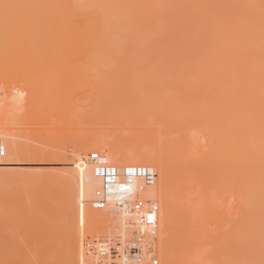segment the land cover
I'll use <instances>...</instances> for the list:
<instances>
[{
  "label": "bare ground",
  "instance_id": "1",
  "mask_svg": "<svg viewBox=\"0 0 264 264\" xmlns=\"http://www.w3.org/2000/svg\"><path fill=\"white\" fill-rule=\"evenodd\" d=\"M83 9L84 11H85V13H86V16L88 17V22H87V24H86V28H87V31L85 32V34H86V38H85V40H84V42H83V39L81 38V37H77L76 35H75V30H76V24L74 23V21H73V19L71 18V16L70 15H72L73 14V12L75 11V9ZM69 14V16H67L66 18H61V15L62 14ZM75 29V30H74ZM70 32L73 34V35H71L70 34ZM23 38H25L24 39V41L25 40H27V42H25L24 43V45H23V47H25L26 49H24V48H21L22 47V45H20V44H18V41L20 40H23ZM0 46H1V48L2 47H9V46H12L14 49L15 48H18L19 49V47H20V50L22 51V49H24L25 51H28V52H32V51H34V52H36V54H38V56H37V58L36 57H34V58H36V59H33V60H31L30 58L31 57H29V59H30V62H29V66H34L35 64H37L38 66H40L39 65V62L42 60L41 58H42V56L46 53V55H47V57H45V56H43V57H45L47 60H45L44 59V61H42V62H40L41 64H48V63H51V62H53V64H54V66H56L55 68H54V66L52 67V65H51V67H49V66H47L46 65V67H45V69L43 68V72H45L46 74H45V77H46V75H49L50 77H51V81H55L56 82V78H52V77H55V76H57V74L59 75L60 73L59 72H57V71H55L56 70V68L57 67H60V63L61 62H65V60L68 62V63H70V64H72V65H74V64H76V65H78V67L76 66V68L78 69L79 67L82 69V70H86V72L87 71H92L93 72V70H95L93 73H96L95 75H97V78H98V76H100V74H101V76H102V74H104V72H106V70H108L107 72L108 73H110V69H112L113 70V68H114V65H115V67H116V64H117V62H118V64L120 63L121 64V62H120V60H122L121 58L123 57V54H124V56H125V59H127V55L130 53H133L134 52V54H136L137 52H139L140 54L141 53H143V55H144V53L145 52H168V53H170V54H168L170 57H171V60H173L174 62H173V64H172V62L171 61H168L169 63H170V65H174V63H175V61H176V65H177V67L176 66H173L174 67V72H175V74H173L172 75V73H170L169 71H165V75L164 76H169V74H167L168 72L170 73V77H167V79L168 78H170L171 79V81L175 78V81L176 82H179V84L180 83H182V84H178V83H176L174 80H173V82H175L174 84L175 85H179V87H183V86H186L187 87V89L189 90H187L186 89V91L189 93H191L192 92V94L193 95H195L196 93H195V91L196 90H200V91H205V92H202L203 94H208V95H206V96H208V97H206V98H208V99H210L211 100V102H212V104H210L211 106H210V108L209 109H213L214 111L213 112H215V110H217L218 111V115L219 116H222V123H219L220 125L222 124L223 126H229V127H235V129H237V131H235L234 132V130H232V129H227V130H224V128H222L223 129V131H227V132H224V133H220L219 134V136L217 137V139H216V142H212V143H216V146L215 147H213L214 145L213 144H211L210 142H209V144L214 148L212 151L213 152H211V154L209 153L210 152V148H209V152L207 153V154H210L209 156L212 158V155L214 156L213 157V159H211L210 158V161L208 162L210 165H211V163H212V165H211V167L213 166H215V164H217L216 166L217 167H219V170L224 174V176L227 178L226 180L227 181H229L228 179H229V175H232L231 176V179L232 178H234L233 180H232V182H234V181H236V183L234 184V186L236 185H238V184H241L242 185V188L241 187H239V188H237L236 187V189H243V187H245V186H243L244 184L246 185V188H245V190H237L239 193H240V195H241V192H243L244 191V194L242 193V195H247L249 198H247L246 196L244 197V199H242V201L244 200L245 201V199H246V201H248V200H250L251 198L250 197H252L253 198V201H252V203L253 202H257V204H259L257 207L253 204V207H252V203H251V201H249V202H247V204H249L248 205V208H250V210H251V208L252 209H254V207H256L255 209H258V211L256 212V214L257 213H260V214H257V216L256 217H258L256 220H255V222H257L259 219H260V222H259V224L257 225V224H254L253 222H254V214L252 215V213L254 212V211H250V210H248V209H244V207H242V209L244 210V212L246 213V215H245V217H244V219L238 224L239 226L237 227L240 231H238L237 230V232H241V229H242V231L245 233V231L247 230V232H250L249 230H251V236H249V237H245V236H247L249 233H246V234H244V237H245V239H248L249 238V240L251 239V237H252V239H253V241L254 242H252L251 240H250V244H252V243H254L252 246H253V251L249 248V251L250 252H253V256H251L252 258H253V260H249L248 258L249 257H246L249 261L248 262H246V261H244L245 260V258H242V259H239L240 257H237V256H239L238 254L239 253H243V251H241L240 252V249H238L239 250V252L238 253H236L235 255H236V257L240 260V263H238V259L236 260V262L234 263V264H245V262L247 263V264H249L251 261H253V263L254 264H264V0H0ZM19 46V47H18ZM7 49V48H6ZM4 50V49H3ZM8 51V50H7ZM9 52V51H8ZM11 52V51H10ZM136 52V53H135ZM15 53V52H14ZM24 53V52H23ZM29 53V55H31ZM126 53H128L127 55H126ZM25 54V53H24ZM32 54H34V53H32ZM43 54V55H42ZM138 54V53H137ZM160 54H162V53H160ZM155 55V56H158V58H160L159 56H161V55ZM167 53H165V55H166ZM13 55V54H12ZM27 55V54H26ZM131 55H133V54H131ZM131 55H129V56H131ZM142 55V54H141ZM142 55V56H143ZM150 56L152 55V58H154L153 59V61L157 58H155V56L153 55V54H149ZM168 55H167V57H168ZM6 56H8V54L6 55ZM31 56H34V55H31ZM128 56V57H129ZM140 56V55H139ZM139 56H137V61L139 62V60L140 61H142L141 59H142V56H141V59H138V57ZM131 57H134V56H131ZM130 57V58H131ZM146 58L148 57V55L147 56H145ZM145 57H144V59H145ZM165 56H164V54H163V57H162V59L164 58ZM167 57L166 58H164L163 60L162 59H160L161 60V62H164V60L166 61V59H167ZM8 58H9V56H8ZM116 60V64L114 63L115 62V60ZM119 58H120V60H119ZM157 58V59H158ZM41 59V60H40ZM113 59V60H112ZM118 59V60H117ZM124 59V60H125ZM168 59H170L169 57H168ZM124 60H122V61H124ZM128 60H129V58H128ZM148 60H151V57H149V59ZM130 61V60H129ZM134 61L136 62V60L134 59ZM158 62H159V59L157 60ZM8 62V61H7ZM6 62V63H7ZM17 62V61H16ZM33 64H32V63ZM37 62V63H36ZM144 62H146V61H144ZM157 62V63H158ZM11 63V62H10ZM111 63L112 64H114L113 65V68H112V66H111ZM140 63V62H139ZM147 63V62H146ZM155 63V62H154ZM166 63V62H165ZM122 64H123V62H122ZM134 64V63H133ZM150 64V63H149ZM149 64H148V67H149ZM5 65V64H4ZM7 65V64H6ZM124 65V64H123ZM126 65V64H125ZM147 65V64H146ZM155 65V64H154ZM167 65V64H166ZM120 66V65H119ZM128 66V65H127ZM132 66V65H131ZM136 66V65H135ZM36 67V66H35ZM41 67V66H40ZM118 67V66H117ZM116 67V68H117ZM130 67V66H129ZM46 68H47V70H46ZM65 68H66V66H65ZM73 68H74V66H73ZM73 68H72V70H73ZM79 68V69H80ZM108 68H110V69H108ZM120 68V67H119ZM126 68V67H125ZM136 68V67H135ZM138 68V67H137ZM151 68V67H150ZM149 68V69H150ZM175 68H176V71H175ZM6 69V68H5ZM50 69V70H49ZM54 69V70H53ZM63 69V68H62ZM68 69V68H67ZM78 69V70H79ZM106 69V70H105ZM118 69V68H117ZM148 69V68H147ZM159 69V68H158ZM166 69V68H165ZM169 69H171V68H169ZM168 69V70H169ZM69 70V69H68ZM70 70H71V68H70ZM78 70H76V71H78ZM122 70H123V72H124V69H123V67H122ZM122 70L120 71L121 73H122ZM126 70V69H125ZM161 70V69H160ZM8 71V70H7ZM54 71H55V73H54ZM89 71V72H90ZM104 71V72H103ZM128 71H130V69L128 70ZM57 72V73H56ZM72 72H74V71H72ZM85 72V73H86ZM92 72H90L89 74H92ZM106 72V73H107ZM113 72H114V70H113ZM126 72V71H125ZM135 72V71H134ZM148 72V71H147ZM153 72H154V70H153ZM156 72V71H155ZM163 72V71H162ZM167 72V73H166ZM1 73V72H0ZM35 73V72H34ZM49 73H51V74H49ZM53 73H54V75H53ZM75 73V72H74ZM88 73V72H87ZM87 73H86V75L85 76H83V74H84V72L81 74V76H83V77H86L87 78ZM104 74V76L105 75H107V74ZM133 73V72H132ZM137 74L139 73V72H136ZM44 74V73H43ZM78 74V73H77ZM116 74V73H115ZM117 74H119V73H117ZM133 74H135V73H133ZM147 74V73H146ZM162 74V73H161ZM160 74V75H161ZM40 75V74H39ZM79 76H77V77H80L81 78V76H80V74H78ZM93 75V79H92V77L90 78V77H88V79H87V82H91V79L93 80V83L95 82V80H94V74H92ZM110 76H112L111 74H109ZM121 75V74H120ZM130 75V74H129ZM136 75V74H135ZM135 75L133 76V77H135ZM159 75V76H160ZM4 76V75H3ZM35 76V75H34ZM66 76H67V74H66ZM100 76V78L102 79V77ZM103 76V77H104ZM114 76V75H113ZM127 76V75H126ZM137 76V75H136ZM138 76H139V74H138ZM137 76V77H138ZM147 76V75H146ZM151 76V75H150ZM164 76H163V78H162V80L164 79ZM33 77V76H32ZM59 77H61L60 75H59ZM115 77V76H114ZM123 77V76H122ZM172 77H173V79H172ZM3 78H5L6 79V77H3ZM13 78V77H12ZM31 78V77H30ZM37 78V77H36ZM44 78V77H43ZM42 78V79H43ZM86 78H85V80H86ZM97 78H96V80H97ZM105 78V77H104ZM112 78V77H111ZM119 78V77H118ZM142 78V77H141ZM66 79V78H65ZM79 79V78H78ZM78 79H74V80H76V81H78ZM83 78H81V80H82ZM101 79H100V81H101ZM109 79V78H108ZM124 79V78H123ZM127 79V78H126ZM139 80H141L140 79V76H139V78H138ZM154 79V78H153ZM156 79V78H155ZM161 79V78H160ZM170 79H168V82H169V84H170V82L171 81H169ZM35 80V79H34ZM47 80H48V78H47ZM85 80H82V81H80V82H85ZM89 80V81H88ZM104 80V79H103ZM105 80H106V78H105ZM104 80V81H105ZM113 80V79H112ZM112 80H109V81H112ZM115 80V79H114ZM135 80H137V79H135ZM39 81V80H38ZM49 81V80H48ZM76 81H73V83L74 82H76ZM98 81V80H97ZM96 81V82H97ZM149 81V83L151 82V80H148ZM160 81V80H159ZM166 81V82H165ZM165 81L163 80V83L165 82V83H168L167 82V80L165 79ZM21 82V81H20ZM33 82V81H32ZM103 82V81H102ZM106 82V81H105ZM117 82H119V81H117ZM142 82V81H141ZM172 82V83H173ZM30 83V82H29ZM37 83V82H36ZM43 83H46V82H44L43 81ZM73 83L71 84V86H73ZM107 83V82H106ZM105 83V84H106ZM110 83H112V82H110ZM127 83V82H126ZM143 83V82H142ZM156 83V82H155ZM161 83V82H160ZM25 84V83H24ZM33 84V83H32ZM32 84H30L31 85V87H33L34 85H32ZM35 84V83H34ZM56 85H55V88H56V86L58 85L57 83H55ZM76 84V83H75ZM80 84V83H79ZM85 84V83H84ZM109 83H107V85H108ZM121 84V83H120ZM140 84V83H139ZM152 84V83H151ZM173 84V85H174ZM20 85H22L21 83H20ZM27 85V84H26ZM25 85V86H26ZM39 85H42V83L41 84H39V82H38V87L39 88H41V86H39ZM46 85H48V83L46 84ZM82 85V84H81ZM87 85V84H86ZM104 85V84H103ZM106 85V86H107ZM110 85H112V84H110ZM116 85H117V83H116ZM115 85V86H116ZM129 85V84H128ZM128 85H127V87H128ZM138 85V84H137ZM145 85V84H144ZM155 85V84H154ZM157 85V84H156ZM17 86H18V84H17ZM36 85H35V88L34 89H36V87H37ZM43 86V85H42ZM45 86V85H44ZM52 86L53 87H50V89L51 88H54V84H52ZM77 86V85H76ZM94 86H96L95 84H94ZM100 86H102L101 84H99L96 88H94V89H97L98 87L100 88V91H102L101 90V87ZM147 86H148V84H147ZM152 86V85H151ZM167 86V85H166ZM171 86H172V84H171ZM170 86V87H171ZM38 87H37V89H38ZM58 87H59V85H58ZM57 87V88H58ZM61 87V86H60ZM78 87V86H77ZM81 87V86H80ZM79 87V88H80ZM86 87V86H85ZM110 87V86H109ZM156 87V86H155ZM82 88V87H81ZM105 88V87H104ZM108 88V87H107ZM119 88V87H118ZM124 88V87H123ZM122 88V89H123ZM132 88V87H131ZM162 88H163V86H162ZM174 88V87H173ZM177 88H178V86H177ZM28 89L30 90V88L28 87ZM45 89V88H44ZM48 89H49V87H48ZM72 89V88H71ZM70 89V90H71ZM73 89H74V87H73ZM89 89V88H88ZM91 89V88H90ZM120 89V88H119ZM143 89V88H142ZM149 89V88H148ZM147 89V90H148ZM153 89H154V86H153ZM157 89H158V87H157ZM170 89V88H169ZM175 89V88H174ZM20 90V89H19ZM31 90H32V88H31ZM41 90V89H40ZM52 90V89H51ZM92 90V89H91ZM99 90V89H98ZM117 90V89H116ZM129 90V89H128ZM127 90V91H128ZM146 90V89H145ZM156 90V89H155ZM183 90V91H182ZM2 91V90H1ZM0 91V92H1ZM17 91V90H16ZM36 91V90H35ZM37 91H39V90H37ZM42 91V90H41ZM46 91V90H45ZM54 91H57L56 93H57V96L59 95L58 93V90H52V92H54ZM73 91V90H72ZM72 91H71V94H70V91L69 92H67L66 93V95L68 94V97L69 98H67L66 96H65V94H63L64 96H61V94H60V96L61 97H65V99L63 100V101H61L62 102V104L61 105H64L63 104V102H65V104H67L69 101H72V100H70L71 99V97L73 96V94L74 93H76V90L74 89V91H73V93H72ZM79 91V90H78ZM92 91H94V90H92ZM99 91V92H100ZM152 91V90H151ZM164 91V90H163ZM162 91V92H163ZM178 91H182V92H184L185 91V87H183V88H181V90L180 89H178ZM52 92H50V90H49V95L50 94H52ZM91 92V91H90ZM103 92V91H102ZM116 92V91H115ZM120 92V90H118V93ZM137 92V91H136ZM146 92V91H145ZM160 92H161V88H160V91H159V94H160ZM170 92H172V89H170ZM175 92V91H174ZM186 92V93H187ZM23 93V92H22ZM96 93H98L97 91H96ZM95 93V94H96ZM104 93V92H103ZM102 93V94H103ZM123 93V92H122ZM138 93H139V90H138ZM142 93H143V90H142ZM150 93H152V92H150ZM176 93V92H175ZM181 93V92H180ZM190 93H189V95H190ZM14 94V93H13ZM37 94H38V92H37ZM46 94V93H45ZM93 95H94V93H92ZM105 94V93H104ZM114 94V93H113ZM125 94H126V92H125ZM155 94V93H154ZM157 94H158V91H157ZM162 94V93H161ZM178 94V93H177ZM181 94H183V93H181ZM197 94H200V93H197ZM4 95H5V93H4ZM31 95V94H30ZM71 95V96H70ZM91 95V94H90ZM97 95V94H96ZM100 95H101V93H100ZM112 95V94H111ZM137 95V94H136ZM165 95V94H164ZM168 95V94H167ZM188 95V94H187ZM40 96H42V95H40ZM39 96V97H40ZM55 96V97H54ZM54 96L53 95H51V97L53 98H55V99H57L58 97H56V95L54 94ZM85 96H86V94H85ZM133 96V95H132ZM152 96V95H151ZM150 96V97H151ZM192 96V95H191ZM198 96H200V95H198ZM204 96V95H203ZM5 97V96H4ZM7 97V96H6ZM34 97V98H33ZM32 98L34 99H32L33 101H35L34 103L36 104V103H38V100L36 101L35 99H36V97L35 96H33ZM138 97V96H137ZM144 97V96H143ZM146 97H148V96H146ZM170 97V96H169ZM177 97V96H176ZM179 97H182V96H179ZM189 97V96H188ZM195 97V96H194ZM9 98V97H8ZM48 98H49V96H48ZM47 98V99H48ZM54 98H53V101H55L54 100ZM67 98V99H66ZM86 98V97H85ZM96 98V97H95ZM97 98H98V95H97ZM115 98V97H114ZM149 98V97H148ZM160 98H162V97H160ZM165 98H166V96H165ZM190 98V97H189ZM188 98V99H189ZM61 99V98H60ZM68 99H69V101H68ZM81 99V98H80ZM88 99V98H87ZM93 99V98H92ZM103 99V98H102ZM108 99V98H107ZM118 99V98H117ZM150 99V98H149ZM173 99V98H172ZM172 99H169V101H170V103H171V100ZM177 99V98H176ZM199 99V98H198ZM25 100V99H24ZM31 100V98L29 99V101ZM52 100V99H51ZM59 100V99H58ZM58 100H57V102H54V104H50V107H51V109L50 108H48L49 107V105H48V107H46V105H47V103L45 104V107H46V110H45V113H44V118L42 117V116H40L41 117V120H43L44 121V119L45 118H49V117H45V115L46 114H48L52 109H54L55 110V106H53V105H55L56 103H58ZM76 100V99H75ZM132 100V99H131ZM144 100V99H143ZM155 100V99H154ZM160 100H162V99H160ZM199 100H201V99H199ZM209 100V101H210ZM68 101V102H67ZM81 101V100H80ZM79 101V102H80ZM106 101V100H105ZM113 101V100H112ZM146 101V100H145ZM182 101V100H181ZM187 101V100H186ZM1 102V104H2V107L1 108H3V107H5L6 105L4 104V103H6V102H4V99H3V101H0ZM3 102V103H2ZM8 102H9V100H8ZM14 102V101H13ZM31 103V105L32 106H29V108L26 106V110H25V112L23 111L22 112V114H23V116H22V123H23V120H24V114L25 113H30V116H34L35 115V117H30V118H33V120H35L36 121V119L37 120H39L38 119V117L36 118V116H39V114L41 115V113H42V115H43V112L41 111V113H34V112H36V109H37V105L38 104H36V109L33 107V106H35V104L34 103H32V101H30ZM39 102H41L40 100H39ZM51 102V101H50ZM74 102V101H73ZM73 102H72V104H73ZM87 102H88V100H87ZM103 102V101H102ZM119 102V101H118ZM174 102V101H173ZM195 102V101H194ZM94 103V102H93ZM136 103V102H135ZM186 103V102H185ZM185 103H184V105H185ZM0 104V105H1ZM4 104V105H3ZM42 104V103H41ZM69 105H70V103H68ZM71 104V105H72ZM79 104V103H78ZM154 104V103H153ZM172 104V103H171ZM170 104V106H172L173 107V105H171ZM175 104V103H174ZM178 104V103H177ZM192 104V103H191ZM195 104V103H194ZM7 105H8V103H7ZM14 105V104H13ZM12 105V106H13ZM17 105V104H16ZM16 105H14V106H16ZM28 105V104H27ZM60 105V102H59V104H58V106H57V108H60L61 109V111L63 110V112H61L60 113V110H59V116H57L56 118H57V120H55V118L53 119V122L52 123H58V120L60 119L61 121L65 118V116H66V112H65V109L66 108H68V106L67 107H65V106H61ZM70 105V106H71ZM125 105V104H124ZM154 105H156L157 106V104H156V102H155V104ZM163 105V104H162ZM181 105V104H180ZM200 105V104H199ZM206 105V104H205ZM101 106H102V104H101ZM107 106V105H106ZM112 106V105H111ZM133 106V105H132ZM158 106H159V104H158ZM189 106V105H188ZM192 106H193V104H192ZM9 107V106H8ZM32 109H31V108ZM40 107V106H39ZM44 106H42V108H43ZM63 107H65V108H63ZM73 108H75V106L73 105L72 106ZM72 107H71V109H72ZM80 107H82V106H80ZM85 107V106H84ZM83 107V108H84ZM153 107V106H152ZM151 107V108H152ZM163 107V106H162ZM162 107H159V110L162 108ZM167 107V106H166ZM166 107L164 108V110L166 109ZM204 107H206V106H204ZM0 108V109H1ZM7 108V107H6ZM17 108H19V107H17ZM16 108V109H17ZM24 109H25V106L23 107ZM27 108H28V112H27ZM42 108H40V109H42ZM50 109V111H47L48 109ZM94 108H96V107H94ZM94 108H92V109H94ZM100 108V107H99ZM141 108V107H140ZM154 108H156V107H154ZM185 108V107H184ZM197 107H195V109L194 110H197L196 109ZM203 108V107H202ZM201 108V111H203V109ZM4 109V108H3ZM82 109V108H81ZM105 109V108H104ZM143 109V108H142ZM145 109V108H144ZM158 109V108H157ZM172 109H174V108H172ZM7 110V109H6ZM10 109H8L7 111H9ZM32 110V111H31ZM67 110V109H66ZM97 110V109H96ZM99 110V109H98ZM115 110H117L116 108H115ZM121 110V109H120ZM123 110V109H122ZM126 110V109H125ZM138 110V109H137ZM146 110V109H145ZM154 110V109H153ZM167 110H168V108H167ZM176 110V109H175ZM174 110V111H175ZM193 110V109H192ZM191 110V111H192ZM205 110V109H204ZM1 111L2 110H0V113H1ZM6 111V112H7ZM68 111H69V108H68ZM68 111H67V116H68ZM78 111V110H77ZM85 111V110H84ZM103 111V110H102ZM128 111V110H127ZM142 111V110H141ZM150 111V110H149ZM177 111V110H176ZM4 112H5V110H4ZM33 112V113H32ZM53 111H51V113H52ZM55 112H57L56 110H55ZM65 112V113H64ZM70 112H73V111H71L70 110ZM75 112V111H74ZM73 112V113H74ZM94 112V111H93ZM98 112V111H97ZM135 112V111H134ZM146 112V111H145ZM151 112V111H150ZM158 112V111H157ZM160 112V111H159ZM197 112V111H196ZM212 112V113H213ZM29 113H28V115H29ZM58 113V112H57ZM85 113V112H84ZM123 113V112H122ZM139 113V112H138ZM154 113V112H153ZM161 113V112H160ZM159 113V114H160ZM166 113V112H165ZM170 113V112H169ZM9 114V113H8ZM11 114V113H10ZM61 114H65L64 115V118H63V116L61 115ZM69 114H72V113H69ZM75 114L76 115H80V114H78V113H76L75 112ZM87 114V113H86ZM135 114V113H134ZM142 114V113H141ZM148 114V113H147ZM152 114V113H151ZM156 114V113H155ZM172 114V113H171ZM202 114H204V113H202ZM215 114V113H214ZM216 114V115H217ZM0 115H2V114H0ZM28 115H25V118H26V120H27V122H28V119H30L29 118V116ZM50 115V114H49ZM48 115V116H49ZM102 116V113H100L99 114V117L101 118V116ZM108 117H109V115L108 114H106ZM105 115V116H106ZM120 115V114H119ZM126 115V114H125ZM146 115V114H145ZM161 115V114H160ZM215 115V116H216ZM3 116V115H2ZM17 116V115H16ZM67 116H66V118H67ZM84 116V115H83ZM115 116V115H114ZM127 116V115H126ZM139 116V115H138ZM201 116V114L199 115V117ZM203 116V115H202ZM219 116H217V118H219ZM20 117V116H19ZM18 117V118H19ZM54 117V116H53ZM60 117V118H59ZM92 117H96V115L95 114H93L92 115ZM117 117V116H116ZM119 117V116H118ZM132 117V116H131ZM134 117V116H133ZM156 117H158V115H156ZM174 117V116H173ZM183 117V116H182ZM197 117V116H196ZM198 117V120L199 119H201L200 121H202V120H204V119H202V118H199ZM6 118H7V114H6ZM10 118V117H9ZM34 118H36V119H34ZM73 118H75V117H73L72 116V120H73ZM86 118H89V116L88 117H86ZM92 118L95 122H96V119L97 120H99V118H98V116H97V118ZM127 118V117H126ZM163 118V117H162ZM161 118V119H162ZM166 118V117H165ZM165 118L163 119V122H162V124H161V128L163 127V124L165 125V126H168L169 124H170V122H169V120L166 118V120H165ZM221 118V117H220ZM0 119H2V118H0ZM51 119V118H50ZM49 119V120H50ZM68 119H70L69 117H68ZM68 119H67V122H68ZM78 119V118H77ZM80 119V118H79ZM82 119V118H81ZM91 119V118H90ZM90 119H87V124L88 125H90V123H91V120ZM107 119V118H106ZM117 119V118H116ZM142 118L140 117V119L139 120H141ZM150 119V118H149ZM175 119V118H174ZM189 119V118H188ZM210 119V118H209ZM209 119H207V120H209ZM212 119V118H211ZM210 119V120H211ZM21 120H18L19 122L18 123H16V125L17 124H19L20 123V121ZM46 120V119H45ZM49 120H47V122L49 121ZM60 120H59V122H60ZM75 120V119H74ZM73 120V121H74ZM84 120V119H83ZM92 120V122H94ZM148 120V119H147ZM171 120H172V118H171ZM181 120V119H180ZM179 120V121H180ZM196 120V119H195ZM197 120V121H198ZM215 120V119H214ZM220 120V119H219ZM9 121V120H8ZM32 121V120H31ZM30 120H29V122H31ZM54 121H56V122H54ZM63 121H65L66 122V120H63ZM62 121V125H65V123ZM70 121H71V119H70ZM119 121V120H118ZM123 121H124V119H123ZM164 121H166L167 123H165ZM173 121V120H172ZM182 121H184V120H182ZM181 121V122H182ZM192 121H193V119H192ZM196 121V122H197ZM205 121V120H204ZM1 122V121H0ZM26 122V121H25ZM33 122V121H32ZM37 122V121H36ZM39 122V121H38ZM80 123L81 121H79V120H77V123ZM101 122H103V121H101ZM107 122H109V121H107ZM113 121H110V123H112ZM140 122V121H139ZM141 122H142V120H141ZM140 122V124H143L144 122H142L141 123ZM156 122V121H155ZM176 122V121H175ZM187 122V123H186ZM188 122H189V120H187V121H185L184 122V125H185V127H183V124H181L180 125V123H178V122H176V124L174 123V122H171V126H173L172 127V129H170V131H175V128L177 129V131L179 132L178 134H181V136L183 137V135H182V133H184L185 134V132H182L181 130H178V129H181L182 127L183 128H186L189 124H188ZM190 122H191V119H190ZM207 122V121H206ZM9 123H10V121H9ZM14 123V122H13ZM50 123V122H49ZM56 123V124H57ZM64 123V124H63ZM82 123V122H81ZM132 123V122H131ZM138 123V122H137ZM177 123H178V126L180 125V127L179 128H177V127H174V126H176L177 125ZM186 123V124H185ZM192 123V122H191ZM190 123V124H191ZM24 124V123H23ZM41 124L42 123H40V124H34L35 126L36 125H40L41 126ZM66 124H68V126H69V123H66ZM76 124V123H75ZM145 124H146V126L147 125H149V124H147V122H145ZM153 123H151L150 124V126L152 125ZM157 124V123H156ZM188 124V125H187ZM209 124V123H208ZM212 124H214V122L212 123ZM217 124V123H216ZM1 125H2V123H1ZM8 125V124H7ZM33 125V124H32ZM33 125V126H34ZM43 125V124H42ZM53 126V125H55V124H50L49 126ZM59 125V124H58ZM57 125V126H58ZM61 125V124H60ZM61 125V126H62ZM70 125H71V127H72V122L70 123ZM91 125H92V123H91ZM90 125V126H91ZM105 125V124H104ZM119 125V124H118ZM187 125V126H186ZM198 125V124H197ZM196 125V126H197ZM12 126V125H11ZM20 126H21V124H20ZM23 126H28V125H23ZM45 126H48V125H45ZM56 126V125H55ZM76 126H77V124H76ZM80 126V125H79ZM85 126H87V125H85ZM106 126V125H105ZM113 126V125H112ZM134 126V125H133ZM136 127L138 126V125H135ZM192 126V125H191ZM212 126V125H211ZM217 126V125H216ZM96 127H97V125H96ZM152 127H153V125H152ZM156 127V126H155ZM159 127V126H158ZM156 128V129H158V130H156L155 128H149L150 129V131H152V130H154L155 129V131H152L151 133L152 134H155L154 135V137H153V135L152 134H150V136H152L151 137V142H152V140L154 141L152 144H153V146H154V144L156 143V144H158V145H156L155 146V148L156 149H153L154 147H151L150 148V146L149 145H152V144H149V145H147L146 144V147H148V148H150V149H153L152 151L154 152H148V150H150V149H147V151H146V153H145V150L144 149H146V148H142V146H144L143 144H140L139 145V147H138V145H136L137 147H136V149H140V150H142L141 152H144V155H138L139 153H140V151L139 150H136L135 148H133V147H135V146H130V148H128V150H126V149H123V153H120V152H122L121 150L122 149H120L121 147H119V151L118 150H116L115 151V148H116V146L115 145H117V146H119V145H121L122 146V143H125V140H123L124 138H122V140H121V137H120V134H121V132H119L118 131V133H119V137H120V140H121V142H119V144H118V139H117V137L116 138H114V140L116 141V144H114L115 143V141L113 140V137L112 138H110L111 136L109 135V137H106L107 138V140H106V138H105V135L106 136H108L107 134H105L104 132V134L102 133V132H100V130L98 129V130H95L94 129V131L93 130H91V131H93V134H92V132L91 133H85V134H81V135H78V134H76L77 136V139H75L74 140V151H73V157H67L68 155H65L66 153H64L65 151H63V148L61 149L60 148V146H62L61 144L63 143V141L61 142V140L59 141L60 142V144H59V150H53L54 149V147H55V145H54V147L52 146V151H47V146H45V148H46V151H45V148H42L43 146H40L41 147V149H40V147L37 145V144H35V143H31V142H29V146H30V143L32 144L31 146L33 147V146H35V145H37L36 147L38 148L39 147V149L41 150V151H39V150H37V151H35V149H34V147L32 148L31 146H30V150H28V148H27V150H26V148H24L25 150H22V147H21V144H20V149H16V151H15V145L17 144H15V145H13V143H12V145H10V143L9 144H6V143H4L3 141H4V139H3V141L0 139V141H1V145H5L6 146V149L8 148V147H10V148H8L7 150L5 149V147H3V149L4 150H6V151H4V152H7L6 154H7V156L5 157V153H4V157L5 158H3V156L1 157V159H0V182H7L8 180L9 181H11L12 180V178L13 179H20V177H21V179L22 178H25L24 180H27L28 179V182H29V179H30V183L29 184H31L32 182H31V180H41V182L39 181L38 182V180L36 181V182H38L39 184H41V183H43L44 181L45 182H47L48 183V180H51V181H54V183H53V185H51L50 183L48 184L49 186L51 185L52 187L54 186V184H55V181H58V182H61L62 184H63V189L62 188H60V191H62L61 193H60V191H58V192H56L55 190V192L57 193H54L55 194V196L56 195H58L59 193L60 194H62L61 195V197H63V198H61L63 201H64V203L63 204H65L64 206L61 204H59L58 206L56 205V203H58V202H55V205L58 207V209H60V206H62L61 207V209L62 210H65L66 208H67V211L65 212V215H64V213H63V211H62V213H61V210L60 211H58V213L59 214H62V216L64 215V216H66L67 218H65V224H66V228H67V230H68V232H66L67 230L65 229H63L64 230V232H63V234H67V237L66 236H64V238H65V240H63L62 242H63V244L64 245H66L65 246V248H66V250H61V249H58V250H60V251H64V253H65V251H66V254H67V259L66 260H68L67 262L69 263V264H102V263H104V262H102V260L103 259H105V258H102V260H100V256H104V255H101L100 254V256H99V253H103V254H108V256L109 255H112V258L114 257V255H113V253L112 254H110V250L113 248L112 246H114L112 243H111V239L113 238V240H114V238L115 237H117L116 235H118L119 234V229L122 231V229H123V231L125 230V228H126V230H127V227H128V229H130V234L133 232L134 233V231H136L138 228H143L144 229V227L143 226H140L139 224H135L134 226L133 225H131L132 224V221H131V219H133L134 217H135V215H129V216H126V212H123V211H117L116 212V209H113L112 208V204H113V201H115V199H116V201H119L120 199L123 201V199H125V197H126V195H128V194H124V193H121V192H118V191H116V190H114V189H111L108 193H107V195H106V197H107V202H108V206L107 207H105V208H103V209H95V208H93V207H91V205L89 204V200L90 199H92V197L94 196V193H95V191L97 190V189H100V187H101V181H100V179L98 178V177H96L95 175H94V173H93V167H92V164L90 163V161L88 160V157H87V152L88 151H92L93 149L94 150H96V151H98L101 155H103L104 157H105V159L107 160V161H109L110 163H112L113 165H115L118 169H122V167H124L123 165H125V163L127 162H129L130 161V159L133 161L134 159H135V155L137 154L138 155V159H140L141 157H143L144 156V159L143 158H141V159H143V160H146L145 158H147L148 157V154L150 155V157L151 158H153V161H151V160H149V159H151L150 157H148V161L146 160V162L145 161H143V160H134L133 161V163H132V161L131 162H129L127 165H135V163L137 162V164L138 165H148L149 164V161H150V164H152V162H153V165H154V163H156V165L157 166H153V167H158L160 164H158V162L159 163H161V161H162V158L164 159V155L166 154V152H164L165 151V149H167L168 148V150H169V148L171 149V147L169 146H167V148H166V145H164V147H165V149H163V154H160L161 152H162V140L163 139H159V137L163 134V133H161L160 131V127L159 128ZM169 127H170V125H169ZM200 127H202V126H200ZM206 127V126H205ZM222 127V126H221ZM164 128V127H163ZM228 128V127H227ZM1 129V131H2V129H4L3 127L2 128H0ZM49 129V128H48ZM51 129V128H50ZM87 129V128H86ZM117 129H119V128H117ZM125 129V128H124ZM124 129H122V130H124ZM128 129H130V128H128ZM149 129H147L146 128V130H144V131H146V132H144L143 131V134H146L148 131H149ZM187 129V128H186ZM192 129V128H191ZM206 129H208V128H206ZM216 129V128H215ZM226 129V128H225ZM245 130V133H244V130ZM6 130V129H5ZM13 131H15L14 129H12ZM16 130H20V129H16ZM40 130V129H39ZM56 130V129H55ZM62 130V129H61ZM66 130V129H65ZM68 130V129H67ZM76 131H78V130H80V129H78L77 130V128L75 129ZM84 130V129H83ZM113 130V129H112ZM169 130V129H168ZM183 130V129H182ZM185 130V129H184ZM195 130H197V129H195ZM217 130V129H216ZM215 130V131H216ZM219 130L220 131H222L221 129H220V127H219ZM218 130V131H219ZM242 130H243V132H242ZM0 131V132H1ZM22 131V130H21ZM30 131H31V129H30ZM33 131H34V129H33ZM36 131V130H35ZM34 131V132H35ZM73 131V130H72ZM111 131V130H110ZM114 131H117L116 129L114 130ZM121 131V130H120ZM149 131V132H150ZM164 131V130H163ZM176 131V132H177ZM214 131V130H213ZM217 131V132H218ZM222 131V132H223ZM24 132H25V129H24ZM29 131L27 130V133H28ZM34 132H33V135H36V134H34ZM53 131H52V129H51V132H46V134H48V133H52ZM61 132V131H60ZM65 132V131H64ZM74 132V131H73ZM88 132V131H87ZM94 132H99V133H102L101 135L99 134V133H95L94 134ZM108 132V131H107ZM125 132V131H124ZM153 132H155V133H153ZM167 132H169V131H167ZM167 132L166 133H164L165 135H166V138L169 136L168 134H167ZM182 132V133H181ZM192 132H193V130H192ZM199 132H201V131H199ZM205 132V131H204ZM3 132H1V134H2ZM10 134H11V132H9ZM30 133V132H29ZM41 133V131L39 132V136L41 135L40 134ZM70 133V132H69ZM75 133V132H74ZM78 133V132H77ZM81 133V132H80ZM115 133V132H114ZM157 133V134H156ZM161 133V134H160ZM171 133V132H170ZM175 133V132H174ZM190 133H191V131H190ZM244 133V134H243ZM4 134H6V133H4ZM10 134H6V135H9L10 136ZM17 134H18V132H17ZM17 134H15V135H17ZM20 134V133H19ZM45 134V136H44V138L47 136ZM96 134H98V135H96ZM113 134V133H112ZM111 134V135H112ZM133 134V133H132ZM159 134H160V136H159ZM163 134V135H164ZM198 134V133H197ZM5 135V136H6ZM13 135V134H12ZM29 135V139H28V137L27 136H25V134L24 135H22L21 136V134L19 135V136H21V138H23V136H25L26 138L25 139H28V140H33V138L35 137H33L32 138V136L30 137V134H28ZM66 135V134H65ZM65 135H63V138H65L66 136ZM74 134H72V136H73ZM104 135V136H103ZM131 135V134H130ZM195 135H196V133H195ZM208 135V134H207ZM218 135V134H217ZM1 136V135H0ZM49 136V138H50V134L48 135ZM59 136H60V134H59ZM65 136V137H64ZM69 136V135H68ZM117 136V135H116ZM123 136V135H122ZM143 136V135H142ZM176 136H178V135H176ZM181 136L180 137H178V138H181ZM185 136H186V134H185ZM185 136L183 137V138H185ZM62 137V136H61ZM126 137V136H125ZM155 137H156V139H155ZM207 137H209V136H207ZM211 137H213L212 136V134H211ZM215 137V136H214ZM4 138V137H3ZM32 138V139H31ZM38 138V137H37ZM40 138H42L41 136H40ZM40 138H38V139H40ZM62 138V139H63ZM73 138L74 137H71V139L70 140H72V142H73ZM110 139V141H114L113 142V144L112 143H110V144H112L113 145V147H112V145H110L109 144V139ZM129 138H131V137H129ZM129 138H127V139H129ZM133 138H135L134 136L132 137V139ZM153 138V139H152ZM177 138V137H176ZM175 139L174 138V140L176 141H178L179 139ZM187 138V137H186ZM190 138V137H189ZM189 138H187V139H189ZM191 138H192V136H191ZM199 138V137H198ZM37 139V141H39ZM66 139V138H65ZM104 139L108 142V145H110L111 147L109 148V146L106 144L107 142L106 141H104ZM132 139H129V141L131 140L132 141ZM135 139H137V138H135ZM135 139H133V141L135 140ZM141 139H142V137H141ZM165 139V138H164ZM202 139V138H201ZM211 139V138H210ZM213 139H215V138H213ZM41 140V139H40ZM67 140V139H66ZM119 140V141H120ZM138 140H140V137H138ZM144 140H146V139H144L143 138V140H140L139 142H143ZM155 140H156V142H155ZM159 140H160V142H161V145L159 144ZM166 140V139H165ZM191 140V139H190ZM11 142H13V140H10ZM14 141H15V139H14ZM36 141V140H35ZM68 142H69V140H67ZM124 141V142H123ZM130 141V142H131ZM132 141V142H133ZM136 141V140H135ZM148 141L150 142V138L148 139ZM147 140H146V142H148ZM164 141V140H163ZM172 141V140H171ZM170 141V142H171ZM186 141H188V140H186ZM201 141H203V140H201ZM215 141V140H214ZM26 142V140L24 141V143ZM40 142V141H39ZM38 142V143H39ZM42 142V141H41ZM51 142V141H50ZM58 142V143H59ZM76 142V143H75ZM129 142V143H130ZM146 142H144V143H146ZM170 142H169V144H170ZM173 142V141H172ZM185 142V141H184ZM184 142H181V143H183V145L186 147L187 146V142L186 143H184ZM3 143V144H2ZM23 143V144H24ZM57 142H56V146H57V144H58ZM65 143V142H64ZM67 143V142H66ZM133 143H135V142H133ZM165 143V142H164ZM163 143V144H164ZM174 143H176V142H174ZM178 143V142H177ZM189 143V142H188ZM191 143V142H190ZM35 144V145H34ZM41 144H44L43 142L41 143ZM51 144V143H50ZM126 144V143H125ZM132 144V143H131ZM130 144V145H131ZM136 144H137V141H136ZM199 144V143H198ZM201 144V143H200ZM203 144V143H202ZM201 144V145H202ZM1 145H0V147H1ZM10 145V146H9ZM18 145V144H17ZM24 145H26V144H24ZM40 145V144H39ZM45 145V144H44ZM159 145H160V147H161V152L159 151V150H157L158 148H159ZM172 145H174L173 143H172ZM171 145V146H172ZM189 146H190V144H188ZM206 145V144H205ZM209 145V146H210ZM12 146V147H11ZM65 145H63V147H64ZM115 146V147H114ZM124 146V145H123ZM122 146V147H123ZM129 146V145H128ZM193 147H194V145H192ZM208 146V145H207ZM208 146V147H209ZM19 147V146H18ZM26 147V146H25ZM66 147V146H65ZM64 147V148H65ZM71 147H73V146H71ZM127 147V145L124 147V148H126ZM175 147L177 148L178 147V145H175ZM185 147H183V148H185ZM198 147V146H197ZM208 147H207V149H208ZM211 147V148H212ZM51 147L49 146V148H48V150H51L50 149ZM93 148V149H92ZM142 148V149H141ZM173 149H175L174 147H172ZM179 148H181V147H179ZM187 148L189 149V147L187 146ZM205 148V147H204ZM14 150V152H19V154H18V152L15 154L14 152V154L15 155H19V156H15L14 154H12V155H14L15 156V158H14V156H12V158L11 157H8V154H9V152L11 153L12 152V150ZM44 149V150H43ZM58 149V148H57ZM129 149L130 150H132V152H134L133 154L131 153V151H129ZM135 149V150H134ZM206 149V150H207ZM9 150V151H8ZM66 150V149H65ZM93 150V151H94ZM110 150H113L112 152H110ZM125 150V151H124ZM176 150V149H175ZM191 150V149H190ZM205 150V151H206ZM31 151H34L33 153L31 152ZM40 153H39V152ZM63 151V152H62ZM126 151H128L129 153H131L132 155H133V157H132V155L131 154H129L128 155V153H126ZM135 151H137L136 152V154H135ZM170 151H173V150H170ZM180 151V150H179ZM36 152V153H35ZM43 152V153H42ZM46 152V153H45ZM50 152V153H49ZM52 152V153H51ZM54 152V153H53ZM147 152H148V154H147ZM168 152V151H167ZM175 152V151H174ZM191 152V151H190ZM197 152V151H196ZM195 152V153H196ZM201 152V150L199 151V153ZM207 152V151H206ZM22 153H24V155L22 154ZM68 153V152H67ZM179 154V157H180V155H181V153L180 152H178ZM204 153V152H203ZM213 153V154H212ZM28 154H30V155H28ZM34 154H37V155H39L38 157H37V155H34ZM40 154H43V155H40ZM45 154H47L46 156H45ZM51 154H53V155H51ZM117 154V155H116ZM135 154V155H134ZM145 154H146V157H145ZM153 154V155H152ZM175 154V153H174ZM192 154V153H191ZM198 154V152L196 153V155ZM206 153H205V155H207ZM11 155V154H10ZM30 156L29 157V161L28 162H25V160L26 159H28L27 157H24V156ZM34 155V156H33ZM61 155V156H60ZM124 156V158L122 157V156ZM126 155V156H125ZM131 155V156H130ZM160 155H162L163 157L161 158V156ZM168 155H169V152H168ZM194 155V154H193ZM36 156V157H35ZM51 156H52V158L54 159V160H52V158H51ZM130 157V159H128V158H126V157ZM167 155H165V157H166ZM171 156H172V154H171ZM195 156V155H194ZM201 156H203L202 157V159L203 160H205L206 158V156L204 157V154L203 155H201ZM201 156H199V154H198V158L199 157H201ZM208 156V155H207ZM22 158V160H23V157H24V163H20V162H23L21 159H16V158ZM31 157H35V158H38V161L36 160V159H32V160H30L31 159ZM43 157V158H42ZM55 157V158H54ZM175 157H176V155H175ZM178 157V158H179ZM183 157V158H182ZM182 157H180L179 159H177L178 160V162H180V163H176V167H174L175 165H173L172 166V164H171V166L173 167V169H170V171L169 170H167V168H169V167H167L168 166V163L166 162V161H164L163 160V163L161 164V169H163L164 171V173H165V171H168L169 173H172L173 171H174V173H175V170H177L176 168L178 167L177 166V164H181V165H179V168L178 169H180V170H178V171H180V174L181 175H179V174H175V177L177 176L178 177V175H179V177L181 176L182 178L185 176V174L187 173V172H191V171H193V168L195 167H193L192 169L190 168V167H188L189 168V170L184 174V170L187 168V165L189 164V162L194 158H192V159H189L188 161H187V156H186V158L182 155ZM3 158V159H2ZM8 158H10V159H8ZM59 158H61V160H59ZM121 158V159H120ZM127 160H129V161H127ZM161 158V159H160ZM169 158V157H168ZM168 158H166V159H168ZM171 159H173L172 157H170ZM169 158V159H170ZM197 158V159H198ZM205 158V159H204ZM209 158V157H208ZM207 158V159H208ZM12 159H13V161H12ZM14 159H15V163H14ZM41 159H43L42 160V162H41ZM45 159H47L46 161H45ZM56 159H58V160H56ZM118 159V160H117ZM120 159V160H119ZM126 160V162L124 163L123 162V160ZM160 159V160H159ZM165 159V160H166ZM182 159H185L184 161L182 160ZM196 159V158H195ZM201 159V160H202ZM11 160V161H10ZM17 160H19V161H17ZM159 160V161H158ZM181 160V161H180ZM16 161L18 162V163H16ZM120 161H122L123 163L121 164L120 163ZM140 161H141V163H140ZM172 161V160H171ZM187 161V162H186ZM197 161V160H196ZM196 161H194V159H193V162H191L189 165H193L194 164V162L196 163ZM213 161V162H212ZM143 162V163H142ZM145 162V163H144ZM197 162H200V161H197ZM204 162V161H203ZM140 163V164H139ZM146 163H148V164H146ZM167 163V165H166V170H165V167L163 168V166H165L164 164H166ZM173 163H174V161H173ZM182 163H183V165H182ZM188 163V164H187ZM200 163H202V162H200ZM199 163V164H200ZM20 165V167H16V165ZM149 164V165H150ZM184 164H185V166H184ZM187 164V165H186ZM198 164V165H199ZM205 164H207V163H205ZM14 166V167H16L17 168V170H16V168L15 169H11L10 168V166ZM21 165H25V166H28V167H23V166H21ZM43 165H52L53 167H56L57 165L59 166H61V165H66L65 167H67V165H69L70 167H67V168H65V169H63L64 167H62V169H61V167L59 168V167H57V168H51L52 166H49V168L47 169V168H44V167H42ZM54 165H56V166H54ZM127 165H125V166H127ZM163 165V166H162ZM196 165V164H195ZM197 165V166H198ZM9 166V167H8ZM40 166L42 167V168H40ZM122 166V167H121ZM151 166V165H150ZM149 166V167H150ZM182 166H184V169H182V168H180V167H182ZM200 166V165H199ZM206 167L208 166V164L207 165H205ZM7 167V168H6ZM203 167H204V165H203ZM212 167V168H213ZM9 168V169H8ZM18 168H20V170H18ZM21 168H24V169H21ZM155 168H154V171H155ZM160 168V167H159ZM159 168H158V170H159ZM171 168V167H170ZM175 168V169H174ZM200 168V167H199ZM198 167H197V169L196 170H198L199 169ZM202 168V167H201ZM209 168V167H208ZM195 169V168H194ZM203 169V168H202ZM8 170V171H7ZM14 170H15V172H14ZM26 171L27 173H28V175H27V173L26 172H22L23 174H25V175H23L22 173H21V171ZM157 170V168H156V171H158ZM173 170V171H172ZM183 172H182V171ZM200 170V169H199ZM203 170H205V169H203ZM206 170H207V168H206ZM213 170V169H212ZM214 170H216V169H214ZM213 170V171H214ZM7 171V172H6ZM11 171V172H10ZM18 171H19V173H18ZM200 171H202V170H200ZM199 171V173H202V172H200ZM211 171V170H210ZM209 171V172H210ZM219 171V172H220ZM18 174H17V173ZM160 172H162L161 170H160ZM162 172V173H163ZM168 172H167V174H168ZM207 172V171H206ZM206 172H203L204 174H206ZM214 172H216V171H214ZM221 172H220V174H221ZM10 173H12V177H10ZM159 173V172H158ZM158 173H156L155 172V174H156V176H155V181H156V179H157V174ZM163 173V174H164ZM182 173L184 174V176L182 175ZM193 173H196V172H193ZM198 173V172H197ZM2 174L4 175V176H2ZM21 174V175H20ZM159 174H161V173H159ZM163 174H161V175H159V176H162L163 177V181L165 180V178L167 177V176H169L170 174H166L165 173V177L163 176ZM191 174H192V172H191ZM190 174V175H191ZM207 174H208V172H207ZM219 174V173H218ZM218 174H215L216 175V177L218 176ZM219 174V175H220ZM223 174H222V177L224 178V176H223ZM7 175V176H6ZM16 175H17V177H16ZM27 175V176H26ZM174 175V174H173ZM193 175V174H192ZM200 174H198V176H199ZM227 175H228V177H227ZM20 176V177H19ZM26 176V177H25ZM171 176H172V174H171ZM194 176H197V175H194ZM201 176H202V179L203 178H205V177H203L204 175L203 174H201ZM208 176V175H207ZM214 176V175H213ZM212 176V177H213ZM221 176V175H220ZM16 177V178H15ZM172 177H174V176H172ZM174 177V178H175ZM179 177L176 179H174L176 182H179L180 184H175V185H179V188H180V186H181V183L183 182V186L185 185V178L187 177H185V178H183L184 180L183 181H178L179 180ZM219 177V176H218ZM218 177L216 178V179H218ZM222 177H220L221 179L220 180H222ZM2 178H3V180H2ZM8 178V179H7ZM9 178H11V179H9ZM27 178V179H26ZM160 178V177H159ZM169 178L171 179V180H169ZM169 178H167L166 179V181H164V182H162V181H159V183L160 182H162L163 183V185L162 184H160L161 185V188H159V190L162 192V194H163V196H165L166 195V193H165V195H164V193H163V190L165 191V188L163 189V190H161L162 189V187H164V184L168 181L169 183H170V181H174L170 176H169ZM181 178V179H182ZM191 179V178H190ZM189 179V180H190ZM197 179H198V181H197ZM197 179L195 180V181H197V182H199V181H201V180H199L200 179V177L198 178L197 177ZM206 179V178H205ZM205 179H203L202 181L204 182V183H201V182H199L198 183V185L199 184H202L201 185V187H205L204 185H205ZM208 179V178H207ZM209 179H211L210 178V176H209ZM214 179V178H213ZM215 179V180H216ZM6 180V181H5ZM42 180H43V182H42ZM160 180H161V178H160ZM188 180V179H187ZM192 180H194V178L192 179ZM205 180V181H204ZM219 179H218V181H220ZM223 180H225V178L223 179ZM225 180V181H226ZM13 181V180H12ZM23 181V180H22ZM191 181V180H190ZM189 181V182H190ZM194 181V182H195ZM212 181V180H211ZM210 181V182H211ZM16 182H18V181H16ZM35 182V183H36ZM58 182H56V184L58 185ZM192 182V181H191ZM190 182V183H191ZM214 182V180L212 181V183ZM14 183V182H13ZM23 183H24V181H23ZM175 183V182H174ZM189 183V184H190ZM218 183V182H217ZM226 183V182H225ZM224 183V184H225ZM230 183V182H229ZM238 183V184H237ZM243 183V184H242ZM25 184H26V182H25ZM172 184V187H173V183H171ZM188 184V185H189ZM192 184H194V183H192ZM192 184H190V185H192ZM13 185V184H12ZM44 185V184H43ZM60 185V184H59ZM166 185V184H165ZM196 185V184H195ZM194 185V186H195ZM208 185V187H209V183L207 184ZM212 185V184H211ZM215 185H218V184H216L215 183ZM227 185H229V186H227ZM227 185H225L226 186V188L228 187V188H231L232 186H230L231 184H227ZM1 186V185H0ZM19 186H22V185H20L19 184ZM35 187L37 186V185H34ZM153 188L151 189V190H153L154 191V193H153V191L151 192V194H148L147 192H146V190L148 191V189H150V187L148 188L147 187V189L145 188L144 189V192L145 193H147V194H145L147 197H149V198H154V199H156L157 201H158V203L161 205H164V207H165V203L163 204V203H160V201H162V199H163V201L165 202V199H166V203L168 202V199L170 198V196H169V194H168V192H167V195L166 196H169V197H167V198H165V197H163V196H161V199H160V194L161 193H159V190H158V182H156V185H154L153 184ZM155 186H156V188H155ZM169 186H171V185H169ZM168 186V187H169ZM223 186V185H222ZM225 186L224 187H221L220 186V188H218V189H221V188H223V189H225ZM233 186V187H234ZM240 186V185H239ZM3 186H1L0 187V190L1 191H3V194H2V192L0 191V193H1V196L0 197H4L5 196V194L7 193V192H5V189H3L2 188ZM5 187V186H4ZM9 187V186H8ZM38 187V186H37ZM36 187V188H37ZM39 187H41V186H39ZM44 186H42V188H43ZM58 187H60V186H58ZM175 187H177V186H175ZM189 187V186H188ZM188 187H186V189L185 190H187V188ZM192 187V186H191ZM191 187L189 188V190H191ZM208 187H205V188H208ZM232 187V188H233ZM6 188V187H5ZM21 188V187H20ZM22 188H26V186L24 187V186H22ZM32 188H34V187H32ZM31 188V189H32ZM50 188L51 187H48L47 188V185H46V190H50ZM53 188H55L56 189V187H53ZM166 188H167V186H166ZM170 188V187H169ZM198 188V189H197ZM199 188L200 187H195L193 190L194 191H196L195 189H197V190H199ZM214 188H216V186H214L213 185V188L212 189H214ZM231 188V189H232ZM15 189V188H14ZM44 189V188H43ZM42 189V191L44 192V190ZM52 189V188H51ZM59 189V188H58ZM177 189V188H176ZM182 189L184 190V187H182ZM211 189V187H209V190ZM234 189V191L236 190L235 189V187L233 188ZM39 190V189H38ZM37 190V191H38ZM45 190V192H46V194H48V197L50 196V193H51V191L52 190H50L48 193H47V191ZM175 190V189H174ZM179 189H177V191H178ZM215 190V189H214ZM16 190H14V191H11V192H8V193H13V194H15L16 192H15ZM18 191H19V188H18ZM23 191H26L27 192V190H25V189H23ZM23 191H21L22 192V194H19L18 192H17V194H19V197H17V198H19L18 200H21V203H22V206L17 202V204H18V206H20V207H23L24 206V211H25V213H26V208H27V213L25 214L23 211H22V213H23V217L24 218H26V220L28 219V220H31L30 222H28V221H26L25 223L27 224V222L29 223L28 224V226H30V223L32 222V223H34L35 224V222L37 223L38 221H40V219L42 220V221H40V222H43V224H44V226H43V224H42V227H41V229L39 230V228L38 227H40V226H35V227H37V228H35V227H33V226H30V227H33L32 229H37V230H39V235L37 234L36 235V237L38 238L39 236L42 238V241L47 245H49L48 246V250L49 251H51L50 249H51V246H56L55 247V249H56V252H57V247L59 246V245H61V244H59V242L61 243V239H60V237H61V234L60 233H62V231H60L59 229H61L63 226L65 227V225H64V223H61V222H59V226L57 225L58 223H56V222H58L57 220L59 219V217H60V215L57 213V210L58 209H55L54 208V203H52V200L54 199V197H52V195H53V192H52V195L50 196L51 198H50V200H51V202L47 205L48 206V210H49V213L51 212V214H52V210L53 209H55V211H56V216H57V214H58V218L57 219H53V218H55L56 216H53V215H55V211H53V213L54 214H52V218L51 217H49V218H47V215H46V211H44V209H42L41 207L43 206L41 203V205L42 206H40V204H39V202H41V200H42V202L43 203H45L44 202V199H41L39 202L37 201V199L35 200V202L37 201L38 203H37V205H38V208H40V210H43L44 211V213H43V211H41L42 212V214L44 215L45 214V216H44V218H45V220L43 221V218L42 217H40V218H36V217H34L35 216V214L33 215L32 214V211H31V206H33V204L30 202L31 200V198L30 199H28L29 198V196H28V194L27 193H25L26 194V196H27V200H29V202H28V204H31V206L29 205L28 206V204H26L25 202L26 201H24V200H26V196L24 197V196H22V197H20L21 195H23ZM31 191V190H30ZM150 191V190H149ZM201 191V190H200ZM220 191H222V189L220 190ZM233 191V190H232ZM15 192V193H14ZM33 192V191H32ZM32 192H29L28 191V193H32ZM35 192H36V190H35ZM34 192V193H35ZM41 192V191H40ZM42 192V193H43ZM169 192H170V190H169ZM176 192V191H175ZM180 192H182L181 190H179L178 191V194L180 193ZM191 192V191H190ZM198 192V191H197ZM203 192V193H202ZM200 194H202V197H201V199L200 200H202L203 199V197L204 196H206L209 192L207 191L206 193H205V189L202 191ZM213 192V191H212ZM34 193L33 194H29L30 195V197L31 196H33L32 197V200L34 201V199H35V197L36 198H38L37 196L39 195V194H37V196L35 195L34 196ZM37 193H39V192H37ZM64 193V194H63ZM153 193V194H152ZM173 193V192H172ZM183 193V196L181 197V198H176V199H180V200H183V201H187L188 202V199H184V198H186L187 196H185L184 197V194L186 193L185 191H183L182 192ZM182 193H181V195H182ZM194 193V192H193ZM237 193V192H236ZM236 193H234V194H236ZM239 193H237V194H239ZM24 194V195H25ZM36 194V193H35ZM60 194L58 195V198H59V196H60ZM176 194V193H175ZM188 194V192L185 194V195H187ZM205 194V195H204ZM224 194V193H223ZM232 194V193H231ZM3 195V196H2ZM11 195V194H10ZM40 195H41V193H40ZM39 195V196H40ZM64 195V196H63ZM173 194H171V196H172ZM190 195V194H189ZM191 195H193L194 196V194H191ZM241 195V196H242ZM6 196H8V194L6 195ZM145 196V197H146ZM180 196V195H179ZM209 196V195H208ZM214 196H217L216 194H214ZM214 196H212V197H214ZM23 197L25 198L24 200H22L23 199ZM42 197V196H41ZM43 197H44V195H43ZM184 197V198H183ZM6 198V197H5ZM11 198V197H10ZM14 198V197H13ZM34 198V199H33ZM53 198V199H52ZM127 198V197H126ZM193 198V197H192ZM194 198H197V200H199L198 199V197H196V194H195V196H194ZM210 198V197H209ZM239 198V197H238ZM243 198V197H242ZM40 199V198H39ZM174 199V196H173V198H172V200ZM175 199V200H176ZM5 200V202H6V199H4ZM15 200H16V196H15ZM49 200V199H48ZM49 200V201H50ZM109 200H111V202H112V204H111V206H109L110 205V201ZM120 200V201H121ZM126 200V199H125ZM171 200V199H170ZM169 200V202L167 203V204H169L171 201ZM174 200V201H175ZM180 200H178V201H180ZM191 200V199H190ZM205 200V199H204ZM221 200V199H220ZM241 200V199H240ZM12 201V200H11ZM46 201V200H45ZM244 201H243V203L241 204L242 206H247V204H244ZM0 202L2 203V201H1V198H0ZM15 202V201H14ZM13 202V204L15 205L16 203H14ZM23 202H24V205H23ZM124 202V201H123ZM186 202V203H187ZM197 201H195L194 203H196ZM204 202V201H203ZM1 203H0V208H1ZM9 203V202H8ZM8 203L6 202V203H3V206L2 207H4V206H7L8 205ZM53 204V206H51L52 204ZM176 203V202H175ZM180 202H178V203H176V204H179ZM185 203V204H186ZM217 203V202H216ZM246 203V202H245ZM11 204H12V202H11ZM16 204V205H17ZM26 204V205H25ZM35 204V203H34ZM166 204V205H167ZM176 204L174 205V204H172V203H170L169 205H171L172 206V209L174 208V206L176 207ZM181 204V203H180ZM184 204V206H183V203L181 204V205H179V208L177 209V210H175V208L173 209V210H175L174 212L177 214V211H179V214L181 215V213H180V206H181V209L184 207H186L187 209H184L182 212V216H183V218H185V223H181V221H179V220H174L173 221V219H172V224L170 223V222H167L168 224H166L165 223V220H163V218L165 219L166 218V221H168L169 220V217H166V216H164L163 217V213L165 212L164 210V207L163 206H160L159 208H160V210L162 211V215L160 214V212L158 211V214H157V218H156V223H155V227H158V230H157V228H155L154 229V227H151V228H153V230H154V236L156 237V239H157V237H159V239L161 240V238H162V240H161V244H162V246H160L159 244V242H158V240H157V242L159 243H156V240H155V238L153 239V237L151 236V238H152V240H147V239H151L149 236H148V234H147V231L145 232V230H146V228H145V230H141V229H139L140 231H143V232H145L144 234H143V232H141L140 233V231L138 230V234H135L134 233V235H139L140 234V238L139 237H137V238H139L138 240H137V238H136V243H137V248H139L140 247V250H141V253H142V255H143V252H144V254L146 253L145 252V250H143L145 247H146V251L147 252H150V251H148V246H151V244L153 243V242H155V245L154 246H156L157 247V245L158 246H160L161 247V249L163 248V246H164V244L166 245V246H168V247H170V248H172V252H171V249H168V247L167 248H164V249H166V250H164V249H162V250H164V252H166V253H168V251L170 252V253H168L167 255L169 256H167L166 255V257L164 256V254L162 255L161 254V251L159 250V248L157 249V248H155V250L156 251H159L160 253H158V254H160V255H158L157 253H153V251H151L154 255L155 254H157V256H159V258L161 257L163 260V262H164V259H166L167 260V257H168V259H171V255H175L176 253H177V250H176V248L179 246V245H181V243H182V245L185 243V241H187V239L189 238L190 239V236H192V235H190L191 233H194L198 228H195L194 230L195 231H193V232H189L188 230H190L189 228L190 227H188L187 228V226H188V224H187V220H188V216H186L187 214H189L190 215V210L194 207V205H191L190 207H192L191 209H190V207H188V205H185ZM9 205H10V203H9ZM198 205V204H197ZM240 205V206H241ZM17 206V208H19ZM40 206V207H39ZM50 206V207H49ZM55 206V207H56ZM66 206V207H65ZM200 206V205H199ZM239 206V207H240ZM8 207V206H7ZM11 207V206H10ZM30 207V208H29ZM37 207V206H36ZM44 207V206H43ZM56 207V208H57ZM108 207H110V208H108ZM163 207V208H162ZM170 206H167V209L169 208ZM197 207V206H196ZM204 207V206H203ZM207 207V206H206ZM261 207V208H260ZM28 208L30 209V211L28 210ZM65 208V209H64ZM113 209V214L114 215H116V219H115V216L112 214V211L110 212V209ZM171 208V207H170ZM198 208V207H197ZM200 208V207H199ZM198 208V209H199ZM230 208V207H229ZM246 208V207H245ZM11 209H15V207H13L12 206V208ZM23 208H21L20 210H22ZM45 209H46V206H45ZM111 209V210H112ZM162 209H164V210H162ZM172 209H168L169 211L167 212V214H169V213H171V211L170 210H172ZM189 209V210H188ZM194 209V208H193ZM192 209V210H193ZM201 209V208H200ZM212 209V208H211ZM217 209V208H216ZM218 209H220V208H218ZM254 209V210H255ZM6 210H7V212H8V210H10V209H5L4 210V212H6ZM20 210H17L16 209V211L15 212H18V211H20ZM33 210V209H32ZM34 210H35V207H34ZM188 210V213H186V211ZM191 210V211H192ZM197 210V209H196ZM215 210V209H214ZM248 210V211H247ZM1 211V210H0ZM13 211V210H12ZM38 210H36L35 212H37ZM134 211V210H133ZM198 211V210H197ZM217 211V210H216ZM215 211V212H216ZM247 211V212H246ZM3 211H2V216H0V230L2 229V231L0 232V239L3 241V243L0 241V245L2 246V247H0V249L2 248H7V246H8V248L7 249H12V246H14L13 248H16V249H18V247H16V246H18L19 244H23V243H19L18 241H20L19 239H24V240H26L27 238H28V236H27V234H30V229H28V231H29V233L27 232V231H25L26 229L25 228H23L21 231H22V234H24V231H25V234L24 235H26V239H25V237L23 238V236H22V234H20V231L18 232V230L19 229H17L16 230V228H15V231H17V232H15L13 235L17 238V236H16V234L18 235V241H17V239L16 238H14L13 240H14V242L12 243V241L13 240H11L12 238H10L11 237V234L10 233H8V231H10V230H5L4 228H3V226L1 225V224H4L5 223V225L6 224H8V225H11V221L13 222V220H15V218L14 217H16V216H18L17 214L18 213H16L15 215L16 216H14L13 217V215H11V211L9 212V214H10V218L12 219H9L10 220V222H9V220L7 219L8 218V215L6 214V213H4ZM115 212V213H114ZM173 212V211H172ZM193 212V211H192ZM191 212V213H192ZM205 212H206V210H205ZM244 212H243V214H244ZM249 212V213H248ZM251 212V213H250ZM4 213V214H3ZM124 214V216L122 217V218H124V220L126 221V222H124L123 221V219L120 217V216H122L123 214ZM184 213H186L185 214V216H184ZM195 212H193V214H192V218L194 219V217H193V215H195V214H197V213H195ZM239 213V212H238ZM1 214V213H0ZM14 214V213H13ZM24 214H25V216H24ZM28 214V215H27ZM37 214V213H36ZM40 214V213H39ZM41 214V215H42ZM67 214V215H66ZM118 214V215H117ZM132 214V213H131ZM241 214H242V211H241ZM241 214L239 215V216H241ZM248 214H251L252 216H253V219H251L252 217H248L247 218V216H250V215H248ZM5 215H7V216H5L6 218H5V220L3 221V219H4V216ZM31 215V216H30ZM38 215V214H37ZM120 215V216H119ZM165 215H166V212H165ZM171 216H172V213L170 214ZM204 215V214H203ZM222 215H224V214H222ZM258 215H262V219H261V216H258ZM20 216H22V214H21V211L19 212V217H17V218H20ZM30 217V218H27V217ZM40 216V215H39ZM125 216H126V219H125ZM130 216H132V217H130ZM168 216V215H167ZM173 216H175V214H173ZM196 216V215H195ZM201 216V215H200ZM200 216H198V217H200ZM206 216H207V214L205 215V218H206ZM237 216V215H236ZM235 216V217H236ZM31 217H33V218H35V220H38V221H35V222H33L34 220L33 219H31ZM117 217H119V218H117ZM131 219H130V218ZM186 217H188V218H186ZM214 217H215V215H214ZM228 218H229V216H227ZM241 217H243V215L241 216ZM240 217V218H241ZM255 217V218H256ZM260 217V218H259ZM49 219L48 221H47V219ZM51 218V219H50ZM60 218H62V217H60ZM129 220H128V219ZM168 218V219H167ZM172 218V217H171ZM192 218H191V220H192ZM202 218V217H201ZM225 218V217H224ZM228 218H226V219H224V220H226V221H228ZM232 218H234V215L232 216ZM231 218V219H232ZM64 219V218H63ZM121 220V221H119V220ZM203 219V218H202ZM231 219H229V224H230V221H231ZM248 219H251V220H249V221H247ZM21 220H23V218L21 219ZM20 219H19V223H18V220H16V222H17V224H22V223H24L23 221L22 222H20L21 221ZM25 220V219H24ZM52 220H54L55 221V223H54V221H53V223L51 222ZM61 220V219H60ZM189 220H190V218H189ZM221 220V219H220ZM244 220H246V222H249L250 224H248L247 223V225L248 226H251L250 228H248V226L247 225H245V226H247V227H245V228H241L242 227V225H241V223L242 222H244ZM7 221V222H6ZM47 221V222H46ZM119 221V222H118ZM127 221H131V223H130V225L131 226H133V227H131V228H134V227H136V230H132L131 228H130V225L128 226L127 224H129ZM133 221H135V220H133ZM169 221H171V220H169ZM195 220H193V222H194ZM233 221V220H232ZM231 221V222H232ZM237 221H238V219H237ZM2 222H4V223H2ZM15 222V223H16ZM45 222H46V225H45ZM52 223V225H51V223ZM71 222V223H70ZM112 222H114L113 224H112ZM116 222H118L119 223V227H118V223H117V225H116ZM121 222V223H120ZM164 222V223H163ZM175 222V223H174ZM178 222V223H177ZM227 222V223H228ZM25 223H24V225H25ZM31 223V224H32ZM48 223V224H47ZM67 223L68 224H70V226L69 225H67ZM124 223V224H123ZM126 223V224H125ZM134 223V222H133ZM171 225H178V224H180V225H178L177 227L176 226H173L172 228H174V227H176V228H180L181 230H182V228H184V229H186L185 230V233L187 234V232H189L188 234H187V236H188V238H187V236L185 237V233L181 236V240H184L185 238H187L185 241H179V243H177V242H175V243H177V245L176 244H174L172 241L175 239L174 237H175V235H177V236H179V234H174L173 233V231L175 232V230L173 229V231H172V233H168L167 234V232H171V228L169 229V227H168V225L170 226V224ZM189 223V225H190V221L188 222ZM197 223V222H196ZM200 223V222H199ZM221 223L223 224L224 222H223V220L221 221ZM237 223L238 222H235V224L237 225ZM253 223V224H252ZM33 224V225H34ZM63 224V225H62ZM164 224V225H163ZM187 224V225H186ZM221 224V225H222ZM234 224V230H235V228H236V225ZM243 224V223H242ZM12 225H13V223H12ZM35 225H38V224H35ZM40 225V224H39ZM48 225V227L47 228H49V230H47V228H46V226ZM50 225L52 226V227H50ZM54 225V226H53ZM55 225H57L56 227H57V229H58V227H61V228H59L58 230H59V232H58V230H57V234H56V231H54L53 232V230H52V228L54 229V227H55ZM62 225V226H61ZM109 225V226H108ZM116 225V227H117V229H115L114 228V226ZM138 227H137V226ZM182 225H185V226H182ZM202 225V224H201ZM231 225V224H230ZM228 225V227H229V230L230 231H228V232H232V227H233V225ZM253 225V226H252ZM256 225V226H255ZM68 226H69V228H68ZM111 226H112V228H114L115 230L114 231H116L117 230V232H118V234H117V232H114V231H112V229H111ZM120 226H121V228H120ZM167 227V229H166V227ZM181 226V227H180ZM23 227V226H22ZM56 227H55V229L54 230H56ZM106 227H107V230H105V231H107L106 233H105V231L103 232V230H102V232L103 233H101L102 235H98L99 234V229L100 228H105L106 229ZM110 227V228H109ZM123 227V228H122ZM171 227V226H170ZM198 227H202V226H198ZM222 227V226H221ZM228 227H224V228H228ZM231 227V228H230ZM13 228V227H12ZM46 228V229H45ZM109 228V229H108ZM149 227H147V229H148ZM160 228V229H159ZM162 228V229H161ZM166 230H165V229ZM3 229H4V231H6L5 233H4V231H3ZM44 229V230H43ZM111 229V230H110ZM179 229V230H180ZM183 229V230H184ZM203 229V228H202ZM243 229H245V230H243ZM132 230V231H131ZM157 230V231H156ZM160 230V232L161 231H163L164 233H166V234H163V232L162 233H160V232H158ZM168 230V231H167ZM177 230V229H176ZM180 230V231H181ZM182 230V232H184ZM219 230H221V229H219ZM223 230V229H222ZM228 230V229H227ZM11 231H12V229H11ZM10 231V232H11ZM13 231H14V229H13ZM12 231V232H13ZM40 231H42L43 233H41ZM45 231V232H44ZM47 231H48V233H47ZM109 231H112V233H114V235H112L111 233H109ZM197 231H199V229L197 230ZM218 231V230H217ZM11 232V233H12ZM33 232V231H32ZM31 232V233H32ZM53 232V233H52ZM128 232H129V230H128ZM127 231H126V233H128ZM137 232V231H136ZM148 232H150V231H148ZM157 232V233H156ZM181 232V233H182ZM220 232H222V231H220ZM223 232H227V231H223ZM236 232V233H237ZM27 233V234H26ZM35 233H37V231L35 232ZM35 233L34 234H32V235H29V240L31 239V236H35ZM40 233L42 234V235H40ZM115 233H116V235H115ZM159 233H160V235H161V238H160V236H159ZM179 233V232H178ZM202 233H204V232H202ZM219 233V232H218ZM233 233H234V231H233ZM2 234H6L5 236H2ZM51 234H53V235H51ZM55 234V235H54ZM58 234H59V236H58ZM86 234L88 235V234H90V235H93V236H95L96 238H94L93 239V237L92 238H90L91 239V241L88 239L87 241L85 240V236H86ZM145 234L147 235V237H149V238H147L146 236H145ZM150 234V233H149ZM151 234H153V232L151 231ZM172 234H174V237L173 236H171ZM195 234V233H194ZM193 234V235H194ZM206 234V233H205ZM224 234V233H223ZM223 234L221 235V237L223 236ZM240 234V236H241V234H242V232L241 233H239ZM239 234H236V235H239ZM249 234V235H250ZM10 235V236H9ZM13 235H12V237H13ZM20 235H21V237H20ZM45 235V236H44ZM57 235V236H56ZM112 236V238H111V236ZM124 235V234H123ZM141 235H143V236H145V237H143V236H141ZM158 235V236H157ZM165 235V236H164ZM171 237V238H168L169 236ZM190 235V236H189ZM197 235V234H196ZM203 235V234H202ZM202 235H199L200 237L202 236ZM228 235H230V234H228ZM243 235V234H242ZM253 235V236H252ZM56 236V237H55ZM126 236V238L125 239H123V237H125ZM125 236H121L122 238H120V236L118 237V238H120V241H121V243H122V240H123V242H124V244L126 243H128L129 242V239L131 238H133V237H131L130 236V238L128 239V237H129V233H128V235L126 234ZM128 236V237H127ZM135 236V237H136ZM167 236V237H166ZM179 236V237H180ZM198 236V237H199ZM204 236L205 235H203V238H204ZM207 236V235H206ZM220 235H217V237H219ZM235 235L233 234V237H234ZM240 236H238V237H236L237 238V240H238V238L240 237ZM6 237H7V240L9 241V242H7V240H6ZM32 237V238H33ZM36 237H34V238H36ZM46 237H49V238H51L50 239V241L49 240H47V238ZM87 237V236H86ZM90 237V236H89ZM134 237V238H135ZM141 237H143V239H144V241H145V238H146V240H147V242L149 243V241L151 242V241H153V242H151V243H149V245H145V243H142V242H144V241H141V243L142 244H144V246H143V249H142V247H141V243L139 242V240L141 239V240H143ZM163 237H165L164 239H163ZM173 237V238H172ZM178 237V238H179ZM185 237V238H184ZM194 237V236H193ZM209 239H210V237H211V235L209 234ZM208 237H206L205 239L207 240V238ZM227 237V236H226ZM233 237L231 238V239H233ZM243 236H241V238H242ZM244 237L242 238V240H243V244L245 245V243H247V241H244L245 239H244ZM254 237V238H253ZM4 238H5V241H4ZM41 238H38V239H41ZM44 238H46V240L44 239ZM63 238V237H62ZM63 238V239H64ZM111 238V239H110ZM169 239V241H168V239ZM177 237H176V240H180V238L178 239ZM192 238V237H191ZM202 238V239H203ZM213 238V237H212ZM211 238V239H212ZM220 238V237H219ZM229 238V239H230ZM235 238V239H236ZM240 238V239H241ZM38 239H36L37 240V242H38ZM57 239V240H56ZM110 239V240H109ZM116 239V238H115ZM122 239V240H121ZM166 239H167V244H166ZM201 239V240H202ZM223 239V238H222ZM227 239L228 238H226V241H227ZM24 240H23V242H24ZM34 240V239H33ZM45 240V241H44ZM58 241L57 242V244H58V246H57V244H55L56 242H54V241ZM112 240V241H113ZM126 240H128L127 242H126ZM164 240H165V243H164ZM220 240V239H219ZM234 240V239H233ZM233 240H231V241H233ZM237 240H235V241H237ZM241 240V241H242ZM49 241V242H48ZM52 241H53V243L55 244H53V245H51L50 246V242L52 243ZM65 241H67V242H65ZM163 241V242H162ZM189 241V240H188ZM187 241V242H188ZM195 241H197V239L195 240V239H193V242L191 243V244H194V242ZM218 241V240H217ZM225 241V242H226ZM234 241V242H235ZM240 241V240H239ZM241 241L239 242V243H241ZM13 244H11V243ZM17 242H18V244H17ZM26 242H27V240H26ZM26 242H25V244H26ZM36 242V243H37ZM116 242V241H115ZM117 242H118V244H119V247H120V249L122 248L123 249V251H124V248H123V246H120V245H124V244H121V243H119V241L117 240ZM133 242V241H132ZM170 242H171V244L173 243V245H176L175 246V254L173 253L174 252V247H173V245L172 246H169L168 245V243L170 244ZM198 242H200V240H198ZM201 242H204V239H203V241H201ZM225 242H224V244H225ZM227 242H229L230 243V241H227ZM233 242V243H234ZM245 242V243H244ZM255 242H256V244H255ZM8 243H10V244H8ZM15 243V244H14ZM29 243V242H28ZM27 243V244H28ZM33 243H34V241H33ZM32 243V244H33ZM44 243L43 244H41V241H39V243L38 244H41V245H44ZM87 243H89L88 245H87ZM113 243H114V241H113ZM134 243V242H133ZM147 243V244H148ZM220 243V242H219ZM4 244V245H3ZM5 244H6V246H5ZM8 244V245H7ZM24 244V245H25ZM112 244V245H111ZM115 244V243H114ZM118 244H115L116 246H114V248H117L118 249ZM130 244H131V241H130ZM138 244H140V245H138ZM154 244V243H153ZM153 244H152V246H153ZM170 244V245H171ZM179 244V245H178ZM188 244H190V243H185L184 244V246H186L187 248L188 247H190V245H188ZM196 244H197V242H196ZM199 244H201V243H198L197 245V247H201V246H199ZM203 244V243H202ZM208 244V243H207ZM221 244V243H220ZM248 244H249V242L247 243V246H246V248H248ZM250 244H249V246H250ZM20 245V246H21ZM24 245H22L21 246V248H20V246H19V248L20 249H22V250H20L19 249V252H20V255L22 256V257H24L23 256V254H27V252H26V250H24V253L22 252L23 251V249L25 248V246ZM29 245V244H28ZM33 245H35V244H33ZM41 245H39L37 248H41L40 246ZM45 245V246H46ZM203 245H205V244H203ZM227 245V244H226ZM231 245V244H230ZM256 247H255V246ZM24 246V247H23ZM63 246V245H62ZM124 246H126V245H124ZM129 245H127L126 247H128ZM207 246V245H206ZM217 246H219V245H217ZM223 246V245H222ZM233 246V245H232ZM44 247V246H43ZM42 247V248H43ZM47 247V246H46ZM49 247H50V249H49ZM109 247H111L110 248V250H109ZM131 247V246H130ZM165 247V246H164ZM195 247V246H194ZM193 246H191L190 248H194ZM208 247H210V246H208ZM207 247V248H208ZM231 247V246H230ZM251 247V246H250ZM27 248V247H26ZM29 248L33 251V249L35 248V247H33V249H32V246H31V244H30V246H29ZM61 248H63V247H61ZM129 248V247H128ZM128 248H127V250H128ZM137 248L135 249V251H138L137 250ZM152 248V247H151ZM150 247H149V249H151ZM153 248V249H154ZM190 248H188L189 250H190ZM224 248H226L225 247V245H224ZM227 248H229V247H227ZM256 248V250H254ZM0 250V251H2V252H0V263L2 264V255H4V256H8L9 254H11V252H9V253H7V251H5V250ZM28 249V248H27ZM29 249V251H31ZM46 248L44 247V249L42 250V252H41V250L39 251V250H36L34 253L37 255V257L34 259V256H33V258H32V256H30L29 258V260L28 261H31V260H36V259H40L39 257H38V254H40L39 256H41L42 255V253H43V251L45 250ZM52 249H53V247H52ZM120 249H118V251L119 252H117V253H122V255L120 256V259H121V261H122V257H123V259H124V252L123 251H120ZM121 249V250H122ZM178 249V248H177ZM184 249V248H183ZM182 249V246H180V248L178 249V251L179 250H181L182 251V255L183 254H187L188 253V251L186 250V252H183L184 250ZM186 249V248H185ZM198 249V248H197ZM197 249H193V251H195V250H197ZM210 249V248H209ZM208 249V250H209ZM217 249V248H216ZM234 249V248H233ZM232 249V250H233ZM47 250V251H48ZM126 250V252H127V254H128V251ZM199 250V249H198ZM224 250H226V249H224ZM231 250V251H232ZM13 251V253H15V255L13 254V255H9L8 257H11V258H13V256H14V258L12 259V261L13 262H15L14 261V259H17V258H15V256L17 255L18 256V254L16 253V252H18V250L15 252V250H12ZM37 251H39V252H37ZM116 251V250H115ZM135 251L133 250V253H134V255H135V257H130V256H134V255H132L130 252H129V257H128V255H127V257L130 259V261H131V259L133 258H135L134 260H136V257H142V256H138L137 254H139V255H141L139 252L140 251H138L137 252V254L135 253ZM191 251V250H190ZM203 251H205V250H203ZM220 251V250H219ZM229 251V250H228ZM230 251V252H231ZM52 252V251H51ZM51 252L48 254V253H46L45 252V254H44V256L46 257V256H48L49 257V255H51ZM59 252V251H58ZM150 252V253H151ZM155 252V251H154ZM163 252V253H164ZM200 252V251H199ZM215 252V251H214ZM213 252V253H214ZM5 253V254H4ZM33 253V252H32ZM38 253V254H37ZM63 253V252H62ZM63 253V254H64ZM149 253V254H150ZM165 253V254H166ZM173 253V254H172ZM191 253V252H190ZM193 253H195V252H193ZM192 253V254H193ZM203 253V252H202ZM205 253V252H204ZM204 253L202 254V255H204ZM212 252H211V254H213ZM227 253H229V252H227ZM8 254V255H7ZM28 254H30L29 252H28ZM59 254V253H58ZM131 254V255H130ZM178 255L180 254V252L179 253H177ZM199 254V253H198ZM208 254V253H207ZM216 254V253H215ZM218 254H220V253H218ZM217 254V255H218ZM247 253H243V255H246ZM19 255V256H20ZM55 255V254H54ZM60 255H61V252H60ZM59 255V256H60ZM182 255H179L178 257L180 258V261H182L181 259H183L182 258ZM210 255V254H209ZM227 255V254H226ZM233 255V254H232ZM231 255V256H232ZM252 255V254H251ZM16 256V257H17ZM28 256V255H27ZM44 256H43V258L42 259H45L44 258ZM57 256V255H56ZM56 256H55V258H56ZM146 256H148V253H146ZM150 256V255H149ZM157 256H155V257H157ZM163 256V257H162ZM193 256V255H192ZM195 256V255H194ZM215 256V255H214ZM213 256V257H214ZM229 256V255H228ZM248 256H250L249 254H248ZM8 257L6 258V260H8ZM54 257V256H53ZM61 257H63V256H61ZM110 257V256H109ZM108 257V258H109ZM173 257V256H172ZM175 257V256H174ZM173 257V259L172 260H175L176 259V257L174 258ZM184 257V256H183ZM205 257V256H204ZM209 257V256H208ZM218 257H220V255L218 256ZM223 257V256H222ZM32 258V259H31ZM116 257H114V259L113 260H115V263L117 264V262H118V260L117 259H115ZM125 258H126V253H125ZM142 258H144V257H142ZM142 258H140L141 260L140 261H143V259ZM146 258H148V257H146ZM186 258V257H185ZM185 258H184V261H185ZM206 258V257H205ZM216 258V257H215ZM214 258V259H215ZM229 259L231 258V257H228ZM233 258V257H232ZM232 258L230 259V260H232ZM51 259V258H50ZM59 258L57 257V259H56V261L58 260ZM62 259V258H61ZM107 259V258H106ZM129 259H125V260H129ZM133 259H132V262L134 263V261H133ZM152 259H153V257H152ZM200 259V258H199ZM217 259V258H216ZM219 259H221V257L219 258ZM10 260V259H9ZM18 260V259H17ZM22 260H24V259H22ZM34 260H33V262H34ZM41 260V259H40ZM54 259H52V260H49V262H51V261H53ZM158 260V259H157ZM165 260V261H166ZM188 260V258L186 259V261ZM191 260V259H190ZM189 260V261H190ZM198 260V259H197ZM203 260V259H202ZM202 260H200V261H202ZM224 260V259H223ZM222 260V262H224ZM233 260H235V259H233ZM11 260L9 261V262H12ZM19 261H21L20 260V258H19ZM19 261H18V263H19ZM39 261V260H38ZM42 261V260H41ZM44 261H48L47 259H45ZM43 261V264L45 263ZM55 261V262H56ZM105 261V260H104ZM126 261V262H127ZM129 261V262H130ZM140 261H137L138 262V264H139V262ZM149 262H150V260H148ZM159 261H161V260H159ZM158 261V262H159ZM161 261V262H162ZM168 261V260H167ZM166 261V262H167ZM178 260H176V262H177ZM180 262V264H190L191 263V261L189 262V261H187V262ZM193 261H195V258H193ZM192 261V262H193ZM212 261V260H211ZM244 261V262H243ZM3 262L5 263V262H8V261H5V260H3ZM13 262H12V264H13ZM48 262V263H49ZM54 261H53V263L51 262V263H49V264H54L55 263ZM58 262V261H57ZM56 262V263H57ZM62 262H64L65 263V261H62ZM108 262V261H107ZM132 262H130V264H132ZM137 262H135V263H137ZM145 261H143V263H144ZM147 262V261H146ZM205 262H207V261H205ZM221 262V261H220ZM243 262V263H242ZM21 264H22V262H20ZM26 262H23V264H25ZM32 263V262H31ZM37 263H42V262H37ZM61 263V262H60ZM68 263H66V264H68ZM108 263H110V262H108ZM107 263V264H108ZM115 263H113V264H115ZM119 263V262H118ZM121 264H124V260L122 261V262H120ZM119 263V264H120ZM134 263V264H135ZM141 263V262H140ZM175 263V262H174ZM195 262H193V264H194ZM229 263H231V261L229 262ZM233 263V262H232ZM231 263V264H232ZM252 263V264H253ZM9 264V263H8ZM11 264V263H10ZM15 264H16V262H15ZM29 264V263H28ZM33 264V263H32ZM46 264V263H45ZM62 264V263H61ZM159 264H160V262H159ZM162 264V263H161ZM165 264H167V263H165ZM168 264H169V261H168ZM192 264V263H191ZM199 264H202V263H199ZM205 264V263H204ZM224 264V263H223ZM251 264V263H250Z\"/></svg>",
  "mask_w": 264,
  "mask_h": 264
},
{
  "label": "rangeland",
  "instance_id": "2",
  "mask_svg": "<svg viewBox=\"0 0 264 264\" xmlns=\"http://www.w3.org/2000/svg\"><path fill=\"white\" fill-rule=\"evenodd\" d=\"M67 16H69V14H62L61 15V18H66ZM71 16V18L73 19V21H74V23L76 24V30H75V35L77 36V37H81L82 39H83V42H84V40H85V38H86V34H85V32L87 31V28H86V24H87V22H88V17L86 16V13H85V11L83 10V9H75V11L73 12V14L72 15H70ZM70 34L71 35H73L71 32H70ZM24 39L25 38H23V40H19L18 41V44H20V45H22V47L21 48H24V49H26L25 47H23V45H24V43L25 42H27V40H25L24 41ZM1 43V42H0ZM2 46V45H1ZM1 46H0V101H3V99H4V102H6V103H4L6 106L5 107H3V108H1L2 107V104H1V102H0V110H2L1 111V113L0 114H2V115H0V118H2V119H0V128H4V129H2V131H1V129H0V131L1 132H3L2 134H1V132H0V139L3 141V139H4V143H6V144H9L10 143V145H12V143H13V145H15L16 143L18 144H16L15 145V151H16V149L18 148V149H20V144H21V147H22V150H25L24 148H26V150H27V148H28V150H30V146L33 144V143H35V144H37L39 147L40 146H43L42 148H45V146H47V151H52V146L54 147V145H55V147H54V149L53 150H59L60 148L62 149L63 148V151H65L64 153H66L65 155H68L67 157H73V151H74V140L75 139H77V135L76 134H78V135H83V134H85V133H91L92 132V134H93V131H94V129L95 130H100V132H104L105 134H107L108 136H106L105 135V138L106 137H109V135L111 136L110 138H112L113 137V140H114V138H116L117 137V139H118V144H119V142H121V140H122V138H124L123 140H125V143H122V146L121 145H119V146H117V145H115L116 146V148H115V151L116 150H118L119 149V147H121L120 149H126V150H128V148H130V146H135V147H133V148H135L136 149V145H138V147H139V145L140 144H145L144 146H142V148L144 149V148H146V149H144L145 150V153H146V151H147V149H150L151 147H154L153 149H156L155 148V146L156 145H158V144H156L157 142H156V140H155V144H154V146H153V140H152V142H151V137L152 136H150V134H152L151 132L152 131H155V129L159 126H161V124H162V122H163V119L166 117L168 120H169V122H170V127H169V125L168 126H165L164 124H163V127L161 128L160 127V132L161 133H166L167 131H169V132H167V134L169 135L167 138H166V135L164 134H162L161 136H160V134H159V139L161 138V139H163L162 140V142L164 143H162V152L160 151L161 150V147H160V145H161V142H160V140H159V148L157 149V150H159L161 153L160 154H163L164 152H166V154L165 155H167L166 157H165V155H164V159L162 158L163 156L162 155H160L161 156V158H162V161H161V163H159L160 161V159L158 160L159 162H158V164H160L158 167H156L157 168V170H158V168H159V170L158 171H156V168L155 167H153V166H157L156 165V163H154V165H153V162H152V164H150V161H149V164L151 165H149L148 163H146V164H148L147 166H150L152 169H153V171H154V168H155V171H154V173L156 172V173H161V174H163L164 172V170L163 169H161V164L163 163V160L164 161H166L167 163H168V166L167 167H169V168H167V170H169L170 171V169H173V165H175L174 167H176V163H180V162H178V160L177 159H179L180 157H182V155L186 158V156H187V161L189 160V159H192L193 157V159H194V161H200V162H202V163H200V162H197L196 161V163L194 162V164L192 165H189L191 162H193V159L189 162V164L187 165V168L184 170L185 172H184V174L189 170V168L188 167H190L191 169L193 168V171H191L192 172V174H191V172H187L186 174H185V176H184V174L182 173V175L184 176L183 178H185L186 176V180H185V185L183 186L182 184H183V182L181 183V186H180V188H179V185H175L176 183L177 184H180L179 182H176L174 179L176 178H178L179 177V175H181L180 174V171H178V170H180V169H178L179 168V165H181V164H177V170H175V173H174V171L172 172V173H169L168 171H165V173L167 174V172H168V174H170L169 176L174 180V181H170V183L167 181L165 184H164V187H162V189L161 190H163L164 188H165V191L163 190V193H164V195H165V193H166V195H167V192H168V194H169V196H170V198L168 199V202H169V200L171 201L170 203H172V204H176V203H178V202H180L181 204L183 203V206H184V204L187 202V201H183V200H180V199H176V198H181L182 196H183V191H185L186 193L188 192V194L187 195H185L184 194V197L185 196H187L186 198H184V199H188V202L185 204V205H188V207H190L191 205H194V209L192 208V207H190V209L193 211V212H195V213H197V214H195V215H193V217H194V219L192 218V214H193V212L190 210L189 212H190V215L189 214H187L186 216H188L189 218H190V220H189V218L188 217H186V218H188V222L190 221L191 223H190V225H189V223L187 222V224H188V226H187V228L188 227H190L189 229L190 230H188L190 233L191 232H193V231H195L196 229L195 228H198L199 229V231H195L194 233H191L190 235H192V236H190V239L188 238V236H187V234L189 233V232H187V234L185 233V230L186 229H184V228H182V230L184 231V232H182V230L180 229V228H176L178 225H180L181 223H185V218H183V216H182V213L184 212L183 210L184 209H187L186 207L183 209H181V206H180V213H181V215L179 214V211H177V214L174 212L175 210H177L178 208H179V205H181L180 203L179 204H176V207L174 206V208H175V210H173L172 209V206L171 205H169V204H167L166 203V199H165V202L163 201V199H162V201H160V203H165V207H164V205H160V206H163L164 207V209H162V210H164L165 212H166V215H165V212L163 213V217L164 216H166V217H169V220H171V221H166V218L164 219L163 218V220H165V223L166 224H168L167 222H170L171 224H172V219H173V221L174 220H179V221H181V223L180 224H178L177 226L174 224V225H171L170 223V226L168 225V227H169V229L171 228V232H167V234L169 233H172V231H173V229L175 230V232L173 231V233L175 234H179V236L181 235H183L184 233L186 234L185 235V237L187 236V238H185L184 240H181V236L179 237V236H177V235H175V237H174V234H172L171 236H173L175 239L172 241L174 244H176L177 245V243H179V241H185L186 239H187V241H185V243L187 244V243H190V244H188V245H190V247L191 246H195L194 248L195 249H197V250H195V251H193V249L194 248H190V247H188V248H190V250L186 247V246H184V244L182 245V243H181V245H179L178 247L176 246V245H173V243L171 244V242H170V244L168 243V245L169 246H172L173 245V249H174V254H175V246L179 249L180 248V246H182V249L184 250L183 252H186V250L188 251V253L187 254H181L182 253V251L181 250H179L178 251V249L176 248V250H177V253H179L180 252V254L179 255H182V258L183 259H181L182 261H180V258L178 257L179 255L176 253L175 255H171V259H168V257L170 256H168L167 254L168 253H170L169 251H168V253H166V252H164V250H166V249H164V248H167L168 246H166L165 244H164V246H163V248L162 249H164V250H162L161 249V247L160 246H162V244L160 243L161 242V240H162V238H161V235H160V233H162L163 231H161L160 232V230L158 231V232H160L159 233V236H160V238H161V240L159 239V237H157V239H156V235L154 236V230H153V228H151V227H149L148 229L146 228V227H144V229L143 230H145V228H146V230H145V232L148 230V231H150V232H148L147 231V234H148V236L151 238V236L153 237V239L155 238V240H156V243H158L159 241V245L160 246H158L157 245V247L156 246H154L155 245V242H153V241H151V242H153L152 244H153V246H152V244H151V246H148L147 248H148V251H153V253H160L159 251H156L158 248H159V250L161 251V254L163 255L164 254V256L166 257V255L168 256L167 257V260L169 261V264H180V262H183L184 261V258H185V261L184 262H187V261H189L190 259V261H191V263L193 264V262H195L194 264H199V263H202V264H231L232 262V264H234L235 262H236V260L238 259L237 257H240L239 259H242V258H245V260L244 261H246V262H248L249 260H253V258L251 257V256H253V252H250L249 251V248L252 250L253 249V244L254 243H252V244H250V240L252 239V237H251V239L249 240V238L248 239H245V237H249V236H251V234L253 233H251V230H249L250 232H247V230L245 231V233L242 231V229H241V232H242V234H241V236H243L244 237V234H246V233H251L250 235L248 234H246L247 236H245L244 237V241H247V243L249 242V244H250V246H249V244H248V248H246V246H247V243H245V245L242 243L243 242V240H242V238H241V236H240V234L239 233H241V232H237V230L238 231H240L237 227L239 226L238 224L244 219V217H245V215H246V213L244 212V210L242 209V207H244V209H248V210H250V208H248V205L249 204H247V202H249V201H251V203H252V201H253V198L252 197H250L251 199L250 200H248V201H246V199H245V201H244V204H247V206H242L241 204L243 203V201H242V199H244V197L246 196L247 198H249L247 195H242V193L244 194V191L243 192H241V195H240V193L238 192L239 190H245V188H246V185L244 184L243 186H245V187H243V189H241L242 188V185L241 184H238L237 186L235 185L234 186V184L236 183V181H234V182H232V180L234 179V178H232L231 179V176L232 175H229L230 177H229V181H227L226 179V177L224 176V174L219 170V167H217L218 165L217 164H215V166L212 168L211 167V165H212V163H211V165L208 163L209 161H210V154H211V152H213L212 150L214 149L213 147H215L216 146V139H217V137L219 136V134L221 133H224V132H227V131H223V129L222 128H224V130H229V129H232L233 127H229V126H223L222 124L220 125L219 123H222V116H219L218 114V111L217 110H215V112H213L214 110L212 109H209L210 108V104H212V102H211V100L210 99H208V98H206V97H208V96H206V95H208V94H203L202 92H205V91H200L199 89L198 90H196L195 91V93L197 92V93H200V94H195V95H193L192 94V92L190 93V95H189V93L186 91V89H187V87L186 86H183V87H185V91L184 92H182V91H178V89H180L181 90V88H183V87H179V85L180 84H182V83H180L179 84V82H176L175 81V78L173 79V77H172V79L176 82V83H178L177 85H175L176 83L175 82H173V80L171 81V77H170V73H172V75L173 74H175V72H174V67L173 66H176L177 67V65L175 64L176 63V61H175V63H174V65L172 66V65H170V63L172 62V64H173V60H171V57L168 55V54H170V53H168V52H145L144 53V55H143V53H139V52H135L136 54H134V52L133 53H131V54H133V55H131L130 53L128 54V53H126V57H127V59H125V56H124V54H123V57L121 58L122 60H124V61H122V60H120V58H119V60H120V62H121V64L119 63L118 64V62H117V64H116V60H115V64H116V67L118 68H116L115 67V65L114 64H112L111 63V66H112V68H113V65H114V68H113V70H114V72H113V70L112 69H110V68H108V69H110L111 71H110V73H108L107 71L108 70H106V72H104V74L106 73L107 75H105L104 76V74H102V76H101V74H100V76L102 77V79L100 78V76H98V78H97V75H95L96 73H93L95 70H93V72L92 71H90V72H92V74H94V80H95V82L93 83V75L92 74H89L90 72L89 71H87L86 72V70H82L80 67V69L78 70L77 68H76V66L78 67V65H76V64H74V65H72V64H70V63H68L66 60H65V62L63 63V62H61L60 63V67H57L56 68V70L55 71H57V72H59L60 74V76L61 77H59V75L57 74V76H55V77H52V78H56V82L55 81H51V77L49 76V75H46V77H45V74L47 73L46 71V73L45 72H43L44 70H43V68L45 69V67H46V65L47 66H49V67H51V65L53 64V62H51V63H48V64H41L40 62H42V61H44V59L45 60H47L45 57H47V55H46V53L43 55V56H45V57H43L42 56V60L39 62V65L41 66H38L37 64H35L34 66H29L30 64H29V62H30V59L31 60H33V59H36L37 58V56H38V54H36V52H34V51H32L31 53L30 52H28V51H25L24 49H22V51L20 50V47H19V49L18 48H13L12 46H9V47H2L1 48ZM7 48V49H6ZM4 49V50H3ZM9 52H8V51ZM11 51V52H10ZM15 52V53H14ZM25 54H24V53ZM29 53L31 54V55H34V56H31V55H29ZM32 53H34V54H32ZM38 53V52H37ZM160 53H162V54H160ZM165 53H167L166 55H165ZM8 54V56H9V58H8V56H6ZM13 54V55H12ZM27 54V55H26ZM149 54H155V55H161V56H159L160 58H158V56H155V58L157 57L158 59H159V62L157 61L158 59L156 58L154 61H153V59L154 58H152V55L150 56ZM163 54H164V58H166L167 57V55H168V57L170 58V59H168V57H167V59H166V61L164 60V62H161V60L160 59H162V57H163ZM129 55H131V56H134V57H131V56H129ZM140 55V56H139ZM148 55V57L146 58L145 56H147ZM129 56V57H128ZM137 56H139L138 57V59H141V56H142V61H140L139 60V62L137 61ZM29 57H31L30 59H29ZM34 57H36V58H34ZM131 57V58H130ZM144 57H145V59H144ZM149 57H151V60H148L149 59ZM128 58H129V60H128ZM163 58V59H164ZM112 59V60H113ZM134 59L136 60V62L134 61ZM162 59V60H163ZM118 60V59H117ZM8 61V62H7ZM17 61V62H16ZM144 61H146V62H144ZM168 61H171L170 63L168 62ZM7 62V63H6ZM11 62V63H10ZM122 62H123V64H122ZM155 62V63H154ZM158 62V63H157ZM166 62V63H165ZM32 63V62H31ZM37 63V62H36ZM134 63V64H133ZM150 63V64H149ZM5 64V65H4ZM7 64V65H6ZM33 64V63H32ZM51 64V65H50ZM126 64V65H125ZM147 64V65H146ZM148 64H149V67H148ZM155 64V65H154ZM167 64V65H166ZM120 65V66H119ZM128 65V66H127ZM132 65V66H131ZM136 65V66H135ZM36 66V67H35ZM54 66V64L52 65V67ZM65 66H66V68H65ZM73 66H74V68H73ZM130 66V67H129ZM56 66H54V68H55ZM120 67V68H119ZM122 67H123V69H124V72H123V70H122ZM126 67V68H125ZM136 67V68H135ZM138 67V68H137ZM151 67V68H150ZM6 68V69H5ZM63 68V69H62ZM69 70H68V69ZM70 68H71V70H70ZM72 68H73V70H72ZM148 68V69H147ZM150 68V69H149ZM159 68V69H158ZM166 68V69H165ZM169 68H171V69H169ZM126 69V70H125ZM130 69V71H128ZM161 69V70H160ZM169 69V70H168ZM8 70V71H7ZM46 70H47V68H46ZM50 70V69H49ZM54 70V69H53ZM76 70H78V71H76ZM122 70V73L120 72ZM153 70H154V72H153ZM48 71V70H47ZM55 71H54V73H55ZM72 71H74V72H72ZM126 71V72H125ZM135 71V72H134ZM148 71V72H147ZM156 71V72H155ZM163 71V72H162ZM165 71H171L170 73L168 72H166L167 74H169V76H167V77H170V78H168V79H170L169 81H171L170 82V84H169V82H168V79H167V77L166 76H164L165 75ZM175 71H176V68H175ZM35 72V73H34ZM56 72V73H57ZM84 72V74H83V76H85L86 75V73H87V78L86 77H83V76H81V74ZM86 72V73H85ZM135 73L137 76H138V74H139V76H140V79L141 80H139L138 78H139V76L137 77L135 74H133V73ZM136 72H139L138 74L136 73ZM44 73V74H43ZM54 73H53V75H54ZM80 74V76H81V78H83L82 80H85V78H86V80H85V84L83 83V82H80V81H82L81 80V78L80 77H77V76H79L78 74ZM116 73V74H115ZM117 73H119V74H117ZM147 73V74H146ZM162 73V74H161ZM40 74V75H39ZM49 74H51V73H49ZM66 74H67V76H66ZM109 74H111L112 76H110ZM121 74V75H120ZM130 74V75H129ZM161 74V75H160ZM4 75V76H3ZM35 75V76H34ZM115 77H114V76ZM127 75V76H126ZM135 75V77H133ZM147 75V76H146ZM151 75V76H150ZM160 75V76H159ZM33 76V77H32ZM106 78V80H105V78ZM123 76V77H122ZM163 76H164V81H165V79L167 80V82L168 83H163V80H162V78H163ZM3 77H6V79L5 78H3ZM13 77V78H12ZM31 77V78H30ZM37 77V78H36ZM44 77V78H43ZM88 77H92V79H91V82L89 81V82H87V79H88ZM112 77V78H111ZM119 77V78H118ZM142 77V78H141ZM43 78V79H42ZM47 78H48V80H47ZM66 78V79H65ZM79 78V79H78ZM96 78H97V80H96ZM109 78V79H108ZM124 78V79H123ZM127 78V79H126ZM154 78V79H153ZM156 78V79H155ZM161 78V79H160ZM35 79V80H34ZM74 79H78V81H76V80H74ZM100 79H101V81H100ZM107 82V83H109L108 85H107V83L104 81V80ZM113 79V80H112ZM115 79V80H114ZM135 79H137V80H135ZM39 80V81H38ZM109 80H112V81H109ZM148 80H151V82L149 83V81ZM160 80V81H159ZM21 81V82H20ZM33 81V82H32ZM43 81L44 82H46V83H43ZM73 81H76V82H74L73 83ZM97 81V82H96ZM103 81V82H102ZM117 81H119V82H117ZM143 83H142V82ZM30 82V83H29ZM37 82V83H36ZM38 82H39V84H41L42 83V85H39V86H41V88H39L37 85H38ZM110 82H112V83H110ZM127 82V83H126ZM156 82V83H155ZM161 82V83H160ZM173 82V83H172ZM20 83L22 84V85H20ZM25 83V84H24ZM33 83V84H32ZM35 83V84H34ZM48 83V85H46ZM55 83H57L58 85H59V87H58V85L56 86V88H55ZM73 83V86H71V84ZM76 83V84H75ZM80 83V84H79ZM106 83V84H105ZM116 83H117V85H116ZM121 83V84H120ZM140 83V84H139ZM152 83V84H151ZM175 83V84H174ZM17 84H18V86H17ZM27 84V85H26ZM30 84H32V85H34L33 87H31V85ZM52 84H54V88H51L52 90H58V96H57V91H54V92H52V90L50 89V87H53L52 86ZM82 84V85H81ZM87 84V85H86ZM94 84L96 85V86H94ZM99 84H101L102 86H100L101 87V90L105 93H103L102 91H100V88L98 87L97 89H94V88H96ZM104 84V85H103ZM110 84H112V85H110ZM129 84V85H128ZM138 84V85H137ZM145 84V85H144ZM147 84H148V86H147ZM155 84V85H154ZM157 84V85H156ZM171 84H172V86H171ZM174 84V85H173ZM26 85V86H25ZM35 85L38 87V89H37V87H36V89H34L35 88ZM45 85V86H44ZM78 87H77V86ZM107 85V86H106ZM116 85V86H115ZM127 85H128V87H127ZM152 85V86H151ZM167 85V86H166ZM183 85V84H182ZM61 86V87H60ZM82 88H81V87ZM86 86V87H85ZM110 86V87H109ZM153 86H154V89H153ZM156 86V87H155ZM162 86H163V88H162ZM171 86V87H170ZM177 86H178V88H177ZM28 87L30 88V90L28 89ZM48 87H49V89H48ZM58 87V88H57ZM73 87H74V89L76 90V93H74L73 94V96L71 97V99L70 100H72V101H69V99H68V103H70V105L72 104V102H73V104L70 106L68 103L67 104H65V102H63V104L64 105H61L62 104V102L61 101H63L64 99H65V97L63 98V97H61V96H64L63 94H65V96L67 97V98H69L68 97V94L66 95V93L67 92H69L70 91V94H71V91L73 90L74 91V89H73ZM80 87V88H79ZM105 87V88H104ZM108 87V88H107ZM120 89H119V88ZM124 87V88H123ZM132 87V88H131ZM157 87H158V89H157ZM175 89H174V88ZM31 88H32V90H31ZM45 88V89H44ZM72 88V89H71ZM89 88V89H88ZM92 90H94V91H92ZM123 88V89H122ZM143 88V89H142ZM149 88V89H148ZM160 88H161V92H160V94H159V91H160ZM172 89V92H170V89ZM20 89V90H19ZM42 91H41V90ZM71 89V90H70ZM99 89V90H98ZM117 89V90H116ZM129 89V90H128ZM146 89V90H145ZM148 89V90H147ZM156 89V90H155ZM17 90V91H16ZM36 90V91H35ZM37 90H39V91H37ZM46 90V91H45ZM49 90H50V92H52V94H50L49 95ZM79 90V91H78ZM118 90H120V92L118 93ZM128 90V91H127ZM138 90H139V93H138ZM142 90H143V93H142ZM152 90V91H151ZM164 90V91H163ZM188 90V89H187ZM73 91H72V93H73ZM91 91V92H90ZM96 91L98 92V93H96ZM100 91V92H99ZM116 91V92H115ZM137 91V92H136ZM146 91V92H145ZM157 91H158V94H157ZM163 91V92H162ZM176 93H175V92ZM189 91V90H188ZM23 92V93H22ZM37 92H38V94H37ZM75 92V91H74ZM123 92V93H122ZM125 92H126V94H125ZM150 92H152V93H150ZM183 93V94H181V93ZM187 92V93H186ZM4 93H5V95H4ZM14 93V94H13ZM46 93V94H45ZM92 93H94V95L92 94ZM98 95V98H97V95ZM100 93H101V95H100ZM103 93V94H102ZM114 93V94H113ZM155 93V94H154ZM162 93V94H161ZM178 93V94H177ZM31 94V95H30ZM54 94L56 95V97H58L57 99H55L54 97ZM60 94H61V96H60ZM85 94H86V96H85ZM91 94V95H90ZM112 94V95H111ZM137 94V95H136ZM165 94V95H164ZM168 94V95H167ZM188 94V95H187ZM40 95H42V96H40ZM51 95H53L54 97V100L55 101H53V98L51 97ZM133 95V96H132ZM152 95V96H151ZM192 95V96H191ZM198 95H200V96H198ZM204 95V96H203ZM5 96V97H4ZM7 96V97H6ZM33 96H35L36 97V101L38 100V103H36V104H38L37 105V109L35 108L36 107V104L34 103L35 101H33L34 99V97ZM40 96V97H39ZM48 96H49V98H48ZM71 96V95H70ZM138 96V97H137ZM144 96V97H143ZM146 96H148V97H146ZM151 96V97H150ZM165 96H166V98H165ZM170 96V97H169ZM177 96V97H176ZM179 96H182V97H179ZM190 98H189V97ZM195 96V97H194ZM9 97V98H8ZM33 97V98H32ZM86 97V98H85ZM96 97V98H95ZM115 97V98H114ZM160 97H162V98H160ZM31 98V100L30 101H32V103H34L35 104V106H33L35 109H36V112H34V113H37L38 111V113H41V111L43 112V115H42V113H41V115L39 114V116H36V118L38 117V119L39 120H37L36 118H34V119H36V121L35 120H33V118H30V117H35V115L33 116H30V113L28 112L29 110H28V108H29V106H32L30 103V101H29V99ZM48 98V99H47ZM61 98V99H60ZM66 98V99H67ZM81 98V99H80ZM88 98V99H87ZM93 98V99H92ZM103 98V99H102ZM108 98V99H107ZM118 98V99H117ZM173 98V99H172ZM177 98V99H176ZM189 98V99H188ZM201 99V100H199V99ZM25 99V100H24ZM33 99V100H32ZM52 99V100H51ZM59 99V100H58ZM76 99V100H75ZM132 99V100H131ZM144 99V100H143ZM155 99V100H154ZM160 99H162V100H160ZM169 99H172L171 100V103H170V101H169ZM8 100H9V102H8ZM39 100L41 101V102H39ZM57 100H58V103H56L55 105H53V106H55L56 108H55V110L58 112H55V110L54 109H52L51 111H53L52 113H51V111H50V109H51V107H50V104H54V102H57ZM81 100V101H80ZM87 100H88V102H87ZM106 100V101H105ZM113 100V101H112ZM146 100V101H145ZM182 100V101H181ZM187 100V101H186ZM210 100V101H209ZM14 101V102H13ZM51 101V102H50ZM80 101V102H79ZM103 101V102H102ZM119 101V102H118ZM174 101V102H173ZM195 101V102H194ZM59 102H60V105L61 106H65V107H67L68 106V108H69V111H68V108H66L65 109V114H66V116H67V111H68V116H67V118H66V116H65V118H64V115L63 114H61L62 116H63V120H66V122L65 121H63L64 123H65V125H62V121L60 120V122H59V120H58V123L56 122V121H54V122H56V123H52L53 122V119L55 118V120H57V116H59L60 114H59V110H60V113L61 112H63V110L61 111V109L60 108H57V106H58V104H59ZM94 102V103H93ZM136 102V103H135ZM155 102H156V104H157V106L156 105H154L155 104ZM186 102V103H185ZM3 103V102H2ZM7 103H8V105H7ZM42 103V104H41ZM47 103V105H46V107H48V105H49V107L48 108H50V109H48L47 111H50L48 114H46L45 115V117H49L48 119L47 118H45L44 119V121L43 120H41V117L40 116H44V113H45V110H46V107H45V104ZM79 103V104H78ZM154 103V104H153ZM175 103V104H174ZM178 103V104H177ZM184 103H185V105H184ZM193 104V106H192V104ZM195 103V104H194ZM3 104V105H4ZM16 105V106H14V105ZM28 104V105H27ZM101 104H102V106H101ZM125 104V105H124ZM158 104H159V106H158ZM163 104V105H162ZM170 104L171 105H173V107L172 106H170ZM181 104V105H180ZM200 104V105H199ZM206 104V105H205ZM13 105V106H12ZM75 106V108H73L72 106ZM107 105V106H106ZM112 105V106H111ZM133 105V106H132ZM189 105V106H188ZM9 106V107H8ZM25 106V109L23 108ZM26 106L28 107L27 108V112L29 113V115H28V113H25L24 114V120H23V123H22V116H23V114H22V112L24 111L25 112V110H26ZM40 106V107H39ZM42 106H44L43 108H42ZM80 106H82V107H80ZM85 106V107H84ZM153 106V107H152ZM163 106V107H162ZM167 106V107H166ZM204 106H206V107H204ZM7 107V108H6ZM17 107H19V108H17ZM65 107H63V108H65ZM71 107H72V109H71ZM84 107V108H83ZM94 107H96V108H94ZM100 107V108H99ZM141 107V108H140ZM152 107V108H151ZM154 107H156V108H154ZM159 107H162L160 110H159ZM166 107V109L164 110V108ZM185 107V108H184ZM195 107H197L196 109L197 110H194L195 109ZM203 107V108H202ZM17 108V109H16ZM31 108V107H30ZM40 108H42V109H40ZM82 108V109H81ZM92 108H94V109H92ZM105 108V109H104ZM115 108L117 109V110H115ZM143 108V109H142ZM146 110H145V109ZM158 108V109H157ZM167 108H168V110H167ZM172 108H174V109H172ZM201 108L203 109V111H201ZM8 109H10L9 111H7ZM32 109V108H31ZM97 109V110H96ZM99 109V110H98ZM121 109V110H120ZM123 109V110H122ZM126 109V110H125ZM138 109V110H137ZM154 109V110H153ZM177 111H176V110ZM193 109V110H192ZM205 109V110H204ZM4 110H5V112H4ZM23 110V111H22ZM41 110V111H40ZM70 110L71 111H75L76 113H78V114H80V115H76L75 114V112L73 113V112H70ZM78 110V111H77ZM85 110V111H84ZM103 110V111H102ZM128 110V111H127ZM142 110V111H141ZM151 112H150V111ZM175 110V111H174ZM192 110V111H191ZM7 111V112H6ZM32 111V110H31ZM94 111V112H93ZM98 111V112H97ZM135 111V112H134ZM146 111V112H145ZM158 111V112H157ZM161 113H160V112ZM197 111V112H196ZM85 112V113H84ZM123 112V113H122ZM139 112V113H138ZM154 112V113H153ZM166 112V113H165ZM170 112V113H169ZM213 112V113H212ZM9 113V114H8ZM11 113V114H10ZM33 113V112H32ZM69 113H72V114H69ZM87 113V114H86ZM100 113H102V116H101V118L99 117V114ZM135 113V114H134ZM142 113V114H141ZM148 113V114H147ZM152 113V114H151ZM156 113V114H155ZM161 115H160V114ZM172 113V114H171ZM202 113H204V114H202ZM215 113V114H214ZM218 113V114H217ZM6 114H7V118H6ZM50 114V115H49ZM58 114V115H57ZM93 114H95L96 115V117L95 118H97V116H98V118H99V120H97L96 119V122L92 119V118H94V117H92V115ZM106 114H108L109 115V117L106 115ZM120 114V115H119ZM127 116H126V115ZM146 114V115H145ZM201 114V116L199 117V115ZM217 114V115H216ZM17 115V116H16ZM22 115V116H21ZM25 115H28L29 116V118L30 119H28V122H27V120H26V118H25ZM49 115V116H48ZM57 115V116H56ZM84 115V116H83ZM106 115V116H105ZM115 115V116H114ZM139 115V116H138ZM156 115H158V117H156ZM203 115V116H202ZM216 115V116H215ZM20 116V117H19ZM54 116V117H53ZM72 116L73 117H75V118H73V120H72ZM89 116V118H86V117H88ZM117 116V117H116ZM119 116V117H118ZM132 116V117H131ZM134 116V117H133ZM174 116V117H173ZM183 116V117H182ZM197 116V117H196ZM217 116H219V118H217ZM10 117V118H9ZM19 117V118H18ZM68 117L71 119V121H70V119H68ZM127 117V118H126ZM140 117L142 118L141 120H142V122H144L143 124H140V122H141V120H139L140 119ZM163 117V118H162ZM198 117L199 118H202V119H204V120H202V121H200L201 119H199L198 120ZM221 117V118H220ZM21 118V119H20ZM44 118V117H43ZM51 118V119H50ZM60 118V117H59ZM78 118V119H77ZM80 118V119H79ZM82 118V119H81ZM91 118V119H90ZM94 118V119H95ZM107 118V119H106ZM117 118V119H116ZM150 118V119H149ZM162 118V119H161ZM166 118H165V120H166ZM171 118H172V120H171ZM175 118V119H174ZM189 118V119H188ZM211 120H210V119ZM50 119V120H49ZM67 119H68V122H67ZM84 119V120H83ZM87 119H90L91 120V123H92V125H91V123H90V125H88L87 124V122L89 121H87ZM123 119H124V121H123ZM148 119V120H147ZM181 119V120H180ZM190 119H191V122H190ZM192 119H193V121H192ZM196 119V120H195ZM207 119H209V120H207ZM215 119V120H214ZM220 119V120H219ZM10 121V123H9V121ZM18 120H21L20 121V123L19 124H17L16 125V123H18L19 121ZM29 120L31 121V122H29ZM47 120H49L48 122H47ZM77 120H79V121H81L80 123L78 122L77 123ZM92 120L94 121V122H92ZM119 120V121H118ZM180 120V121H179ZM182 120H184V121H182ZM187 120H189V122H188V126L186 127V128H183V127H185V125H184V122L185 121H187ZM198 120V121H197ZM26 121V122H25ZM39 121V122H38ZM52 121V122H51ZM101 121H103V122H101ZM107 121H109V122H107ZM110 121H113L112 123H110ZM140 121V122H139ZM156 121V122H155ZM178 122V123H180V125L181 124H183V127L181 128L180 127V125L178 126V123H177V125L176 126H174V127H177V128H181V129H178V130H181L182 132H185V134H186V136H185V134L184 133H182V135H183V137L185 136V138H183L182 136H181V134H178L179 132L177 131V129L175 128V131H170V129H172V127L173 126H171L172 124H171V122H174L175 124H176V122ZM182 121V122H181ZM197 121V122H196ZM207 121V122H206ZM14 122V123H13ZM16 122V123H15ZM50 122V123H49ZM72 122V127H71V125H70V123ZM90 122V121H89ZM132 122V123H131ZM138 122V123H137ZM141 122V123H142ZM145 122H147V124H151V123H153L152 125H153V127H152V125L150 126V124L149 125H147L146 126V124H145ZM165 123H167L166 121H164ZM214 122V124H212ZM219 122V123H218ZM1 123H2V125H1ZM40 124V123H42L41 124V126L40 125H34V124ZM63 123V124H64ZM66 123H69V126H68V124H66ZM77 124V126H76V124ZM157 123V124H156ZM187 123V122H186ZM185 123V124H186ZM191 123V124H190ZM209 123V124H208ZM217 123V124H216ZM8 124V125H7ZM20 124H21V126H20ZM34 126H33V125ZM50 124H55V125H51V126H49ZM59 124V125H58ZM62 126H61V125ZM106 126H105V125ZM119 124V125H118ZM198 124V125H197ZM12 125V126H11ZM23 125H28V126H23ZM45 125H48V126H45ZM58 125V126H57ZM80 125V126H79ZM85 125H87V126H85ZM96 125H97V127H96ZM113 125V126H112ZM134 125V126H133ZM135 125H138L137 127L135 126ZM192 125V126H191ZM197 125V126H196ZM212 125V126H211ZM217 125V126H216ZM156 126V127H155ZM200 126H202V127H200ZM206 126V127H205ZM222 126V127H221ZM158 127V128H159ZM219 127H220V129L223 131H220L219 130ZM228 127V128H227ZM49 128V129H48ZM52 129V133H48V134H46V132H51V129ZM77 128V130L78 129H80V130H78V131H76L75 129ZM87 128V129H86ZM117 128H119V129H117ZM125 128V129H124ZM128 128H130V129H128ZM146 128L147 129H151V128H155L154 130H152V131H150V129H149V131L146 133V134H143V131L144 130H146ZM192 128V129H191ZM206 128H208V129H206ZM217 130H216V129ZM226 128V129H225ZM6 129V130H5ZM12 129H14L15 131H13ZM16 129H20V130H16ZM24 129H25V132H24ZM30 129H31V131H30ZM33 129H34V131H33ZM40 129V130H39ZM56 129V130H55ZM62 129V130H61ZM66 129V130H65ZM68 129V130H67ZM84 129V130H83ZM113 129V130H112ZM117 130V131H114V130ZM122 129H124V130H122ZM169 129V130H168ZM183 129V130H182ZM185 129V130H184ZM195 129H197V130H195ZM235 129V127L232 129V130H234ZM22 130V131H21ZM27 130L30 132H28L27 133ZM75 132H73V131ZM91 130H93V131H91ZM111 130V131H110ZM121 130V131H120ZM156 130H158V129H156ZM164 130V131H163ZM192 130H193V132H192ZM214 130V131H213ZM216 130V131H215ZM219 130V131H218ZM244 130V129H243ZM243 130H242V132H243ZM41 131V137L42 138H40V136H39V132ZM61 131V132H60ZM65 131V132H64ZM88 131V132H87ZM108 131V132H107ZM118 131L119 132H121V134H120V137H121V140H120V137H119V133H118ZM125 131V132H124ZM177 131V132H176ZM190 131H191V133H190ZM199 131H201V132H199ZM205 131V132H204ZM218 131V132H217ZM235 131H237V129H235L234 130V132ZM9 132H11V134L9 133ZM17 132H18V134H17ZM33 132H34V134H36V135H33ZM70 132V133H69ZM78 132V133H77ZM81 132V133H80ZM115 132V133H114ZM144 132H146V131H144ZM171 132V133H170ZM175 132V133H174ZM4 133H6V134H10V136L9 135H6V134H4ZM21 134V136L22 135H24L25 134V136H27L28 137V139H29V135L28 134H30V137L32 136V138H33V140H28V139H25L26 137L25 136H23V138H21V136H19L20 134ZM95 133H99V132H94V134ZM102 133H99L100 135L102 134ZM103 133V134H104ZM113 133V134H112ZM133 133V134H132ZM153 133H155V132H153ZM195 133H196V135H195ZM198 133V134H197ZM244 133H245V130H244ZM243 133V134H244ZM13 134V135H12ZM15 134H17V135H15ZM32 134V135H31ZM45 134L47 135L45 138H44V136H45ZM50 134V138H49V135ZM59 134H60V136H59ZM66 134V135H65ZM72 134H74L73 136H72ZM112 134V135H111ZM131 134V135H130ZM157 134V133H156ZM208 134V135H207ZM211 134H212V136L213 137H211ZM218 134V135H217ZM6 135V136H5ZM63 135H65L64 137L67 139V140H69V142L65 139V138H63ZM69 135V136H68ZM96 135H98V134H96ZM117 135V136H116ZM123 135V136H122ZM143 135V136H142ZM153 135V137H154V135L155 134H152ZM176 135H178V136H176ZM62 136V137H61ZM104 136V135H103ZM126 136V137H125ZM135 137V138H137V139H135V138H133V139H135L136 141H137V144H136V141L134 140L133 141V139H132V137ZM181 136V138H178V137H180ZM191 136H192V138H191ZM207 136H209V137H207ZM215 136V137H214ZM4 137V138H3ZM40 138V139H38V138ZM71 137H74L73 138V142H72V140H70L71 139ZM129 137H131V138H129ZM138 137H140V140H143V138L144 139H146L147 141H148V139L150 138V142L148 141V142H146V140H144L143 142H139L140 140H138ZM141 137H142V139H141ZM179 139L178 141L176 140H174V138L175 139H177V138ZM189 138V139H187V138ZM199 137V138H198ZM31 138V139H32ZM63 138V139H62ZM127 138H129V139H132V141L133 142H135V143H133L131 140V142L129 141V139H127ZM166 140H165V139ZM202 138V139H201ZM211 138V139H210ZM213 138H215V139H213ZM14 139H15V141H14ZM37 139L40 141H37ZM109 139V138H108ZM153 139V138H152ZM155 139H156V137H155ZM191 139V140H190ZM10 140H13V142H11ZM26 140V142L24 143V141ZM36 140V141H35ZM61 140V142L63 141V143L61 144L62 146H60V148H59V144H60V141ZM106 140H107V138H106ZM105 139H104V141H106ZM120 140V141H119ZM173 142H172V141ZM186 140H188V141H186ZM201 140H203V141H201ZM215 140V141H214ZM45 144H41L42 142ZM51 141V142H50ZM108 141V140H107ZM106 141V142H107ZM115 141V140H114ZM113 141V142H114ZM171 141V142H170ZM185 141V142H184ZM216 142V143H212V142ZM29 142H31L30 143V146H29ZM39 142V143H38ZM56 142L58 143L57 144V146H56ZM65 142V143H64ZM67 142V143H66ZM113 142L112 141H110V139H109V144L110 143H112L113 144ZM124 142V141H123ZM130 142V143H129ZM144 142H146V143H144ZM169 142H170V144H169ZM174 142H176V143H174ZM178 142V143H177ZM181 142H184V143H186L187 142V146L189 147V149L187 148V146L185 147L184 145H183V143H181ZM189 142V143H188ZM191 142V143H190ZM209 142L211 143V144H215L213 147L209 144ZM0 143H1V141H0ZM26 144V145H24V144ZM51 143V144H50ZM76 143V142H75ZM132 143V144H131ZM172 143L174 144V145H172ZM199 143V144H198ZM202 145H201V144ZM3 144V143H2ZM34 144V145H35ZM40 144V145H39ZM107 145H108V142L106 143ZM112 144H110V145H112ZM114 144H116V141H115V143ZM131 144V145H130ZM146 144L147 145H149V144H152V145H149L150 146V148H148V147H146ZM167 144V145H166ZM188 144H190V146L188 145ZM206 144V145H205ZM1 145V144H0ZM9 145V146H10ZM37 145H35V146H33L34 147V149H35V151H37V150H39V151H41L40 149H41V147H40V149H39V147L37 148L36 146ZM63 145H65L64 147H63ZM110 145H108L109 146V148L111 147ZM127 145V147L126 148H124L125 146ZM129 145V146H128ZM164 145H166V148H167V146L169 147H171V149L169 148V150H168V148L167 149H165V147H164ZM172 145V146H171ZM175 145H178V147L176 148L175 147ZM192 145H194V147L192 146ZM209 147H208V146ZM5 147V149H6V146L5 145H1V147ZM19 146V147H18ZM26 146V147H25ZM49 146L51 147L50 149L51 150H48V148H49ZM71 146H73V147H71ZM114 146V147H115ZM141 146V145H140ZM198 146V147H197ZM3 147H2V149H3ZM12 147V146H11ZM32 147V146H31ZM32 147V148H33ZM112 147H113V145H112ZM111 147V148H112ZM172 147H174L175 149H173ZM179 147H181V148H179ZM183 147H185V148H183ZM205 147V148H204ZM207 147H208V149H207ZM212 147V148H211ZM8 148H10V147H8ZM7 148V149H8ZM58 148V149H57ZM141 148V149H142ZM209 148H210V152H209ZM6 149V150H7ZM66 149V150H65ZM93 149V148H92ZM113 149V148H112ZM119 149V150H120ZM123 149L121 150L122 152H120V153H123ZM131 149V148H130ZM129 149V151H131V153L133 154L134 152H132V150H130ZM134 149V150H135ZM142 149V150H143ZM153 149H150V150H148V152H153L154 150ZM163 149H165V151L163 152ZM191 149V150H190ZM207 149V150H206ZM4 150V149H3ZM6 150H4V151H6ZM12 150V149H11ZM44 150V149H43ZM94 150V149H93ZM92 150V151H93ZM118 150V151H119ZM136 150H139L140 151V153L138 154V155H141L142 153V155H144V152H141L142 150H140L139 148L138 149H136ZM143 150V151H144ZM153 150V151H152ZM170 150H173V151H170ZM180 150V151H179ZM201 150V152L199 153V151ZM207 152H206V151ZM9 151V150H8ZM38 151V152H39ZM45 151H46V148H45ZM62 151V152H63ZM94 151H96V150H94ZM113 150H110V152H112ZM125 151V150H124ZM169 152V155H168V152ZM175 151V152H174ZM191 151V152H190ZM198 152V154H199V156H201V155H203L204 154V157L206 158H204L205 160H203L202 159V157L203 156H201V157H199L198 158V154L196 155V153ZM14 150H12V152L10 153L9 152V154H8V157H11L12 158V156H14L17 152H14ZM32 153L34 152V151H31ZM68 152V153H67ZM90 151H88L87 152V155H88V153H89ZM114 152V151H113ZM136 152L137 151H135V154H136ZM148 152H147V154H148ZM178 152H180L181 153V155H180V157H179V153ZM196 152V153H195ZM204 152V153H203ZM210 153V154H207V153ZM5 154L7 153V152H4ZM4 153H3V155H4ZM36 153V152H35ZM40 153V152H39ZM43 153V152H42ZM46 153V152H45ZM50 153V152H49ZM52 153V152H51ZM54 153V152H53ZM126 153H128V155L129 154H131V153H129L128 151H126ZM138 153V152H137ZM154 153V152H153ZM175 153V154H174ZM192 153V154H191ZM205 153L208 155H205ZM11 154V155H10ZM12 154H14V155H12ZM18 154H19V152H18ZM23 155H24V153H22ZM131 154V155H132ZM134 154V155H135ZM171 154H172V156H171ZM195 156H194V155ZM213 154V153H212ZM28 155H30V154H28ZM24 156V157H27L28 159H26L25 160V162H28L29 161V157L30 156ZM34 155H37V154H34ZM33 155V156H34ZM40 155H43V154H40ZM47 154H45V156H46ZM51 155H53V154H51ZM117 155V154H116ZM130 155V156H131ZM138 155L136 154L135 155V159L136 160H140L141 158H143L144 159V156L143 157H141L140 159H138ZM153 155V154H152ZM175 155H176V157H175ZM210 155V156H209ZM214 155V154H213ZM212 155V158L211 159H213V156ZM7 156V154L5 155V157ZM15 156H19V155H15ZM15 156H14V158H15ZM39 155H37V157H38ZM54 156V155H53ZM61 156V155H60ZM122 156V155H121ZM126 156V155H125ZM1 157L2 156H0V159H1ZM4 156H3V158H5ZM20 157V156H19ZM16 158V159H21L22 160V158ZM24 157H23V162H20V163H24ZM36 157V156H35ZM35 157H31V159L30 160H32L33 158L34 159H36L37 161H38V158H35ZM123 158H124V156H122ZM132 157H133V155H132ZM145 157H146V154H145ZM148 157H150V155L148 154ZM148 157L147 158H145L146 160L148 159ZM152 157V156H151ZM150 157V158H151ZM170 157H172L173 159H169ZM179 157V158H178ZM209 157V158H208ZM2 158V159H3ZM43 158V157H42ZM51 158H52V156H51ZM55 158V157H54ZM126 158H128V159H130V157L128 156V157H126ZM125 158V159H126ZM134 158V157H133ZM166 158H168V159H166ZM177 158V159H176ZM183 158V157H182ZM196 158V159H195ZM198 158V159H197ZM208 158V159H207ZM8 159H10V158H8ZM121 159V158H120ZM119 159V160H120ZM134 159V160H135ZM143 159H141V160H143ZM166 159V160H165ZM202 159V160H201ZM28 160V161H27ZM42 160L43 159H41V162H42ZM47 159H45V161H46ZM52 160H54L53 158H52ZM56 160H58V159H56ZM59 160H61V158H59ZM118 160V159H117ZM123 160V159H122ZM127 160V159H126ZM126 160H123V162L125 163L126 162ZM133 160V161H134ZM146 160H143V161H145L146 162ZM149 160H151V161H153V158H151V159H149ZM172 160V161H171ZM183 161L185 160V159H182ZM11 161V160H10ZM12 161H13V159H12ZM17 161H19V160H17ZM16 161V163H18ZM127 161H129V160H127ZM132 160L130 159V161L129 162H131ZM133 161H132V163H133ZM137 161V162H138ZM148 161V160H147ZM173 161H174V163H173ZM181 161V160H180ZM186 161V162H187ZM204 161V162H203ZM208 161V162H207ZM122 161H120V163L122 164L123 163ZM128 162V163H129ZM137 162L135 163V165H138L137 164ZM144 162V163H145ZM213 162V161H212ZM14 163H15V159H14ZM127 162L125 163V165H127L128 164ZM140 163H141V161H140ZM139 163V164H140ZM143 163V162H142ZM167 163L166 164H164L165 166H163V168L165 167V170H166V165H167ZM200 163V164H199ZM205 163H207L208 164V166L206 167L205 165H207V164H205ZM171 164H172V166H171ZM196 164V165H195ZM200 166H199V165ZM125 165H123V166H125ZM130 165V164H129ZM132 165V164H131ZM143 165V164H142ZM182 165H183V163H182ZM198 165V166H197ZM203 165H204V167H203ZM217 165V166H216ZM21 166H23V167H28V166H25V165H21ZM42 166V165H41ZM40 166V168H42V167H44V168H49V166H52V165H43L42 167ZM54 166H56V165H54ZM62 167H64L63 169H65V168H67V167H70L69 165H67V167H65L66 165H61ZM60 165L58 166H56V167H51V168H57V167H61ZM184 166H185V164H184ZM184 166H182V167H180V168H182V169H184ZM9 167V166H8ZM16 167H20V165H16ZM16 167H14V166H10V168L13 170V169H15ZM62 167H61V169H62ZM122 167V166H121ZM171 167V168H170ZM197 167L200 169V170H202V171H200L199 169L198 170H196L197 169ZM203 169H205V170H203ZM209 167V168H208ZM7 168V167H6ZM123 168V167H122ZM206 168H207V170H206ZM9 169V168H8ZM21 169H24V168H21ZM27 169V168H26ZM175 169V168H174ZM190 169V170H191ZM214 169H216V170H214V171H216V172H214L213 170ZM16 170H17V168H16ZM18 170H20V168H18ZM160 170L163 172H160ZM189 170V171H190ZM211 170V171H210ZM8 171V170H7ZM6 171V172H7ZM182 171V170H181ZM199 171L200 172H202V173H199ZM208 172V174H207V172ZM210 171V172H209ZM221 172V174H220V172ZM11 172V171H10ZM14 172H15V170H14ZM24 173V172H26L25 170L23 171H21V173ZM183 172V171H182ZM193 172H196V173H193ZM198 172V173H197ZM203 172H206V174H204ZM17 173V172H16ZM18 173H19V171H18ZM17 173V174H18ZM22 173V174H23ZM27 173V172H26ZM157 174V179H156V181H154V185H156V182H158V190H159V188H161V185L160 184H162L163 185V183L162 182H164V181H166V179L167 178H169V176H167L166 178H165V180L163 181V177L162 176H159V175H161V174ZM165 173L163 174V176L165 175ZM221 175H219V174ZM11 175H10V177H12L13 175H12V173H10ZM167 174V175H168ZM171 174H172V176H174L175 177V174L177 175V174H179L178 175V177L176 176L175 178L174 177H172L171 176ZM174 174V175H173ZM191 174V175H190ZM198 174H200L199 176H198ZM201 174H203L204 176L203 177H205V178H203V179H205L204 181L206 182L205 183V187H208V183L210 184L209 185V187H211V189L209 190V187L208 188H205V187H201V185L202 184H199L198 185V183L199 182H201L203 179H202V176H201ZM215 174H218V179L220 180L221 178L220 177H222V174H223V176H224V178H225V180H223L224 178L222 177V180H220V181H218V179H216L217 177H216V175ZM21 175V174H20ZM23 175H25V174H23ZM27 175H28V173H27ZM26 175V176H27ZM194 175H197V176H194ZM208 175V176H207ZM214 175V176H213ZM2 176H4L3 174H2ZM7 176V175H6ZM15 176V175H14ZM25 176V177H26ZM155 176H156V174H155ZM166 176V175H165ZM164 176V177H165ZM209 176H210V178L211 179H209ZM213 176V177H212ZM16 177H17V175H16ZM15 177V178H16ZM20 177V176H19ZM161 178V180H160V178ZM197 177L199 178L200 177V179L199 180H201V181H199V182H197L198 181V179H197ZM227 177H228V175H227ZM14 178V177H13ZM12 178V180L11 181H7V182H0V185L1 186H3L2 188L3 189H5V192H7L6 194H5V196L2 198V197H0L1 198V201H2V203H1V208H0V216H2V211L4 212V210L7 208V209H10V210H8V212H7V210H6V212H4V213H6L7 215H8V220L9 219H11L9 216H10V214H9V212L11 213V215H13V217L14 216H16L15 214L16 213H18L17 215L18 216H16V217H14L15 218V220H13V222L11 221L10 222V220H9V222L11 223V225H8V224H6L5 225V223L4 222H2V223H4V224H1L2 226H3V228L5 229V230H10L11 231V229H12V231H13V229H14V231L11 233L10 231H8V233H10L11 234V237L10 238H12L11 240H13L14 238H16L14 235V233L15 232H17V231H15V228H16V230L17 229H19L18 230V232L20 231V234H22V229L23 228H25L26 230L25 231H27L28 233H29V231H28V229H30L31 231H30V234H27V236H28V238L26 239V235H24L25 234V231H24V234H22V236H23V238L25 237V239L27 240V242H26V240H24V239H19L18 238V235L16 234V236H17V238L20 240V241H18V239H17V241L19 242V243H23L22 245H24L25 244V242H26V244L24 245L25 246V248L23 249V253H24V250H26V252H27V254L25 255V254H23V256L24 257H22L21 255H20V252H19V249L21 248V244H19L18 246H16V247H18V249H16V248H13L14 246H12V249L10 250V249H7L8 248V246H7V248L5 247V248H1L2 250H5V251H7V253H9V252H11V254H9V255H15V253H13V251L12 250H15V252L18 250V252H16L17 254H18V256L16 257L15 256V258H17V259H14V261L16 262V264H21L20 262H22V264H23V262H26L25 264H43V261L45 260V259H47L48 261L46 262V261H44L46 264H49V263H53V261L55 262L56 261V259H57V257L59 258L54 264H66V263H68L67 261L68 260H66L67 259V254H66V251H65V253H64V251H60V250H58V249H61V250H66V248H65V246L66 245H64L63 244V240H65V238H64V236H66L67 237V234H63V232H64V230L66 229L67 230V228H66V224H65V218H67L66 216H64L65 215V212L67 211V208L65 209V210H62L61 209V207L62 206H60V209H58V205L60 204H62L63 206L66 204H63L64 203V201L61 199V198H63V197H61V195L62 194H60L62 191H60V188H62L63 189V184L61 183V182H58V181H55V184H54V186L53 187H56V189L55 188H53L51 185H53V183H54V181H51V180H48V183L47 182H43V180H42V182L43 183H41V184H39L38 182L40 181L41 182V180H38V182H36L35 180H31V184H29L30 183V179H29V182H28V179L27 180H24L25 178H22L21 179V177H20V179H13ZM182 177L180 176L179 177V180L178 181H183L184 179L182 178ZM191 178V179H190ZM194 178V180H192ZM208 178V179H207ZM214 178V179H213ZM8 179V178H7ZM9 179H11V178H9ZM188 179V180H187ZM192 181H190V180ZM197 179V181H195ZM216 179V180H215ZM2 180H3V178H2ZM24 181V183H23V181ZM169 180H171L170 178H169ZM214 180V182L212 183V181ZM235 180V179H234ZM6 181V180H5ZM16 181H18V182H16ZM159 181H162V182H160L159 183ZM191 183H190V182ZM195 181V182H194ZM211 181V182H210ZM14 182V183H13ZM25 182H26V184H25ZM36 182V183H35ZM56 182H58V185L56 184ZM175 182V183H174ZM218 182V183H217ZM226 182V183H225ZM230 182V183H229ZM51 184L50 186L48 185V184ZM171 183H173V187H172V184ZM192 184V183H194V184H192V185H190V184ZM201 183H204L203 181L201 182ZM215 183L216 184H218V185H215ZM225 183V184H224ZM234 183V184H233ZM13 184V185H12ZM19 184L20 185H22V186H26V188H22V186H19ZM44 184V185H43ZM60 184V185H59ZM189 184V185H188ZM196 184V185H195ZM212 184V185H211ZM227 184H231L230 186H234L235 187V189H236V187L237 188H239V187H241L239 190L238 189H236L235 191H234V187L231 189V188H226V186L225 185H227ZM243 184V183H242ZM34 185H37L36 187L34 186ZM46 185H47V188L48 187H51L50 188V190H52L51 191V193H50V196L52 195V192H53V195H52V197H54L55 196V194L54 193H56V192H58V191H60V196H59V198H58V195H56L55 197H54V199L52 200V203H54V205H55V202H58V203H56V205L58 206H54V208L55 209H58L57 210V213H58V211H60L61 210V213H62V211H63V213H64V215L62 216V214H59L60 215V217H62V218H60L59 216H58V214H57V216L59 217V219L57 220L58 222H56V223H58L57 225L59 226L61 223H64V225H65V227L63 226L62 228L61 227H58V229L59 228H61V229H59L60 231H62V233H60L59 232V230L57 229V225H55V227H56V230H54L55 229V227H54V229L52 228V230H53V232L54 231H56V234H57V230H58V232L61 234V237L59 236V234H58V236L60 237V241H61V243L59 242V244H61V245H59L58 246V244H57V242L59 241H54V242H56L55 244H57V252H56V249H55V247L54 246H51V245H53L54 243H53V241H52V243L50 242V246H51V249H50V247H49V249L52 251H49L48 250V244L46 245L43 241H42V238L39 236L38 238H41V239H38L37 237H36V235L39 233V230L41 229V227H42V224H43V222H40V221H42L41 219H40V221H38V220H35V218H33V217H31V219H33L34 221L33 222H35V221H38L37 223L35 222V224H38V225H35L34 223H30V226H33V227H35V226H40V227H38L39 228V230H37L38 228L37 227H35V228H37V229H32L33 227H30V226H28V222H30L31 220H26V218H24L23 217V213H22V211L25 213V211H24V206L23 207H20V206H18V204H17V202L22 206V203H21V200H18L19 198H17V197H19V194H22V192L21 191H23V189H25V190H27V192L26 191H23V195H21L20 197H22V196H26V194L25 193H27L28 194V196H29V198L28 199H30L31 201V203L33 204V206H31V204H28V202H29V200H27V196H26V200H24L25 198L23 197V199L22 200H24V201H26L25 203L26 204H28V206L30 205L31 206V208L33 209H31V211H32V214L34 215L35 214V216L34 217H38V218H40V217H42L43 218V221L45 220V218H44V216H45V214L43 215L42 214V212L41 211H43V210H40V208H38V205L40 204V206H42L41 208L42 209H44V211H46L47 213H46V215H47V218H49V217H53V216H56V211H55V209H53L52 210V214H54L53 213V211H55V215H53L52 216V214H51V212L49 213V210H48V204L51 202V200H50V196L48 197V192L50 191H48V190H46ZM169 185H171V186H169ZM195 185V186H194ZM213 185L214 186H216V188H214V189H212L213 188ZM223 185V186H222ZM240 185V186H239ZM0 186V187H1ZM6 188H5V187ZM9 186V187H8ZM39 186H41V187H39ZM42 186H44L43 188H42ZM58 186H60V187H58ZM166 186H167V188H166ZM170 188H169V187ZM175 186H177V187H175ZM189 186V187H188ZM192 186V187H191ZM220 186L221 187H224L225 186V189H223V188H221L222 189V191H220L221 189H218V188H220ZM227 186H229V185H227ZM21 187V188H20ZM32 187H34V188H32ZM154 186L152 185V186H150V189H148V191L146 190V192L148 193V194H151V192L153 191V190H151L152 188H153ZM182 187H184V190L182 189ZM186 187H188L187 188V190H185L186 189ZM191 187V190H189V188ZM195 187H200L199 188V190H197V189H195L196 191H194L193 189L195 188ZM15 188V189H14ZM18 188H19V191H18ZM32 188V189H31ZM59 188V189H58ZM149 188V187H148ZM155 188H156V186H155ZM179 189V190H181L182 192H180L179 194H178V191H177V189ZM193 188V189H192ZM39 189V190H38ZM42 189L44 190V192L42 191ZM146 189H147V187H146ZM175 189V190H174ZM205 189V193L208 191L209 193L206 195V196H204L203 197V199L202 200H200L201 199V197H202V194H200L203 190ZM14 190H16L19 194H17V192L15 193V194H13V193H8V192H11V191H14ZM31 190V191H30ZM35 190H36V192H35ZM38 190V191H37ZM45 190L47 191V193L48 194H46V192H45ZM56 192H55V191ZM150 190V191H149ZM169 190H170V192H169ZM201 190V191H200ZM233 190V191H232ZM238 190V191H237ZM1 191V190H0ZM28 191L29 192H32L31 194H33L34 192L36 193H34V196L36 195L37 196V194H39L40 195V193H41V195L39 196H37L38 198H36L35 197V199H34V201L32 200V197L33 196H31L30 197V193H28ZM41 191V192H40ZM176 191V192H175ZM191 191V192H190ZM198 191V192H197ZM213 191V192H212ZM2 192V194H3V191H1ZM37 192H39V193H37ZM43 192V193H42ZM173 192V193H172ZM194 192V193H193ZM239 193V194H237V193ZM147 193H145L144 191H143V194L145 195V194H147ZM153 193H154V191H153ZM152 193V194H153ZM159 193H161L160 194V199H161V196H163V194H162V192L159 190ZM176 193V194H175ZM181 193H182V195H181ZM203 193V192H202ZM224 193V194H223ZM232 193V194H231ZM234 193H236V194H234ZM8 194V196H6ZM11 194V195H10ZM25 194V195H24ZM30 194V195H29ZM57 194V193H56ZM64 194V193H63ZM171 194H173L172 196H171ZM190 194V195H189ZM191 194H194V196H195V194H196V197H198V199L199 200H197V198H194V196L193 195H191ZM214 194H216L217 196H214ZM4 195V194H3ZM2 195V196H3ZM43 195H44V197H43ZM163 196V197H165V198H167V197H169V196ZM180 195V196H179ZM205 195V194H204ZM209 195V196H208ZM0 196H1V193H0ZM15 196H16V200H15ZM42 196V197H41ZM64 196V195H63ZM146 196V195H145ZM173 196H174V199L172 200V198H173ZM212 196H214V197H212ZM6 197V198H5ZM11 197V198H10ZM14 197V198H13ZM126 197H128V195H126ZM125 197V198H126ZM147 197V196H146ZM193 197V198H192ZM210 197V198H209ZM239 197V198H238ZM243 197V198H242ZM40 198V199H39ZM4 199H6V202L8 203H10V205H9V203H8V207L7 206H4V207H2L3 206V203H6L5 202V200ZM37 199V201L39 202L41 199H44V202L45 203H43L42 202V200H41V202H39V204L37 205V201L35 202V200ZM50 201H49V200ZM176 199V200H175ZM182 199V198H181ZM191 199V200H190ZM205 199V200H204ZM221 199V200H220ZM241 199V200H240ZM12 200V201H11ZM46 200V201H45ZM121 200V199H120ZM175 200V201H174ZM178 200H180V201H178ZM15 201V202H14ZM110 201V205L109 206H111V204H112V202H111V200H109ZM115 201H116V199H115ZM122 201V200H121ZM123 201H125V199H123ZM195 201H197L196 203H194ZM204 201V202H203ZM11 202H12V204H11ZM13 202L14 203H16L15 205L13 204ZM114 202V201H113ZM176 202V203H175ZM217 202V203H216ZM246 202V203H245ZM35 203V204H34ZM51 203V204H52ZM255 202H253L252 203V207H253V204H254ZM25 204V205H26ZM167 204V205H166ZM198 204V205H197ZM23 205H24V202H23ZM200 205V206H199ZM241 205V206H240ZM256 207L259 205V204H257V202L254 204ZM11 206V207H10ZM12 206L13 207H15V209H11L12 208ZM17 206L19 207V208H17ZM37 206V207H36ZM39 206V207H40ZM45 206H46V209H45ZM51 206H53V204L51 205ZM159 206V207H160ZM167 206H170L168 209H172V210H170L171 211V213H172V216L170 215L171 213H169V214H167V212L169 211L168 209H167ZM199 208H197V207ZM204 206V207H203ZM207 206V207H206ZM240 206V207H239ZM34 207H35V210H34ZM50 207V206H49ZM66 207V206H65ZM162 207V208H163ZM178 207V208H177ZM230 207V208H229ZM246 207V208H245ZM256 207H254V209L256 208ZM259 207V206H258ZM257 207V208H258ZM21 208H23L22 210H20ZM30 208V207H29ZM28 208V210L30 211V209ZM108 208H110V207H108ZM113 208V207H112ZM111 208V209H112ZM161 208V207H160ZM160 208H159V212L161 211L160 210ZM177 208V209H176ZM212 208V209H211ZM217 208V209H216ZM218 208H220V209H218ZM261 208V207H260ZM16 209L17 210H20L21 211V214H22V216H20V218H17V217H19V212L20 211H18V212H15L16 211ZM110 209V212L112 211V214H113V209L111 210ZM198 211H197V210ZM215 209V210H214ZM252 209L251 208V212L252 211H254L253 213H252V215L254 214V216L256 215L257 216V214H260V213H257L256 214V212L258 211V209ZM13 210V211H12ZM36 210H38L37 212H35ZM189 210V209H188ZM188 210L186 211V213H188ZM205 210H206V212H205ZM217 210V211H216ZM247 210V211H248ZM44 211H43V213H44ZM65 211V212H64ZM132 211H133V209H132ZM173 211V212H172ZM183 211V212H182ZM216 211V212H215ZM241 211H242V214H241ZM246 211V212H247ZM256 211V212H255ZM28 211H27V208H26V213H27ZM116 212H117V210H116ZM119 212V211H118ZM123 212H126V211H123ZM192 212V213H191ZM239 212V213H238ZM243 212H244V214H243ZM250 212V213H251ZM259 212V211H258ZM3 213V214H4ZM14 213V214H13ZM25 213V214H26ZM38 215H37V214ZM40 213V214H39ZM115 213V212H114ZM130 212L129 211H127L126 212V216H129V215H134L133 213L131 214H129ZM186 213H184V216H185V214ZM249 213V212H248ZM25 214H24V216H25ZM42 214V215H41ZM123 214V213H122ZM129 214V215H128ZM160 214L162 215V211L160 212ZM173 214H175V216H173ZM204 214V215H203ZM207 214V216H206V218H205V215ZM222 214H224V215H222ZM241 214V216L243 215V217H241V216H239ZM7 215H5V216H7ZM28 215V214H27ZM40 215V216H39ZM67 215V214H66ZM114 215V214H113ZM118 215V214H117ZM168 215V216H167ZM201 215V216H200ZM214 215H215V217H214ZM234 215V218H232V216ZM237 215V216H236ZM248 215H250V216H247V218L249 217H252L251 219H253V216L251 215V214H248ZM4 216V215H3ZM4 216V219H3V221L5 220V217ZM31 216V215H30ZM49 216V217H48ZM55 217V218H53L54 220L55 219H57L58 217ZM115 216V219H116V215H114ZM120 216V215H119ZM124 216V214L122 215V216H120L121 218ZM126 216H125V219H126ZM198 216H200V217H198ZM227 216H229V218L227 217ZM236 216V217H235ZM255 216V217H256ZM258 216H261V219H262V215H258ZM26 217V216H25ZM130 217H132V216H130ZM129 217V218H130ZM172 217V218H171ZM203 219H202V218ZM225 217V218H224ZM241 217V218H240ZM254 217V224H259V222H260V219L257 221V222H255V220L258 218V217H256L255 218ZM23 218V220H21ZM27 218H30L29 216L27 217ZM46 218V219H47ZM50 218V219H51ZM64 218V219H63ZM117 218H119V217H117ZM133 218V217H132ZM191 218H192V220H191ZM226 218H228V221H229V219H231V221H230V224L231 225H233V227L229 224V222L228 221H226V220H224V219H226ZM260 218V217H259ZM19 219L21 220L20 222H26V221H28L27 222V224L25 223V225H24V223H22L21 225L20 224H17V222H16V220H18V223H19ZM25 219V220H24ZM61 219V220H60ZM68 219V218H67ZM123 219V221L124 222H126L125 220H124V218H122ZM121 219V220H122ZM128 219V218H127ZM131 219V218H130ZM168 219V218H167ZM221 219V220H220ZM237 219H238V221H237ZM251 219H248L247 221H249V220H251ZM12 220V219H11ZM49 219H47V221H48ZM54 220H52L51 222L53 223V221ZM69 220V219H68ZM117 220V219H116ZM119 220V219H118ZM121 220H119V221H121ZM129 220V219H128ZM133 220H135V217L133 218V219H131V221H132V224L131 225H135L136 223H133L134 221ZM193 220H195L194 222H193ZM223 220V224L221 223V221ZM241 220V221H240ZM46 221V222H47ZM118 221V222H119ZM131 221L129 222V221H127L129 224H127L128 226L130 225V223H131ZM252 221V220H251ZM7 222V221H6ZM16 222V223H15ZM46 222H45V225H46ZM49 222V221H48ZM50 222V223H51ZM59 222H61L60 224H59ZM118 222H116V225H117V223ZM122 222V221H121ZM120 222V223H121ZM197 222V223H196ZM200 222V223H199ZM228 222V223H227ZM235 222H238L237 223V225L235 224ZM12 223H13V225H12ZM52 223H51V225H52ZM54 223H55V221H54ZM53 223V224H54ZM55 223V224H56ZM71 223V222H70ZM114 222H112V224H113ZM164 223V222H163ZM175 223V222H174ZM178 223V222H177ZM243 223V224H242ZM241 223V225H242V227L241 228H245V227H247L248 225H247V223L248 224H250L249 222H246V220H244V222H242ZM246 223V224H245ZM252 223V224H253ZM34 224V225H33ZM40 224V225H39ZM48 224V223H47ZM115 224V223H114ZM124 224V223H123ZM126 224V223H125ZM186 224V225H187ZM202 224V225H201ZM222 224V225H221ZM234 224L236 225V228H235V230L233 229L234 228ZM247 225V226H245V225ZM50 225V227H52ZM63 225V224H62ZM61 225V226H62ZM67 225H69L70 226V224H68L67 223ZM116 225L114 226V228L116 227ZM130 225V228L131 227H133V226H131ZM164 225V224H163ZM202 226V227H198V226ZM228 225H230L231 227H232V232L230 233V232H228V231H230L229 230V227H228ZM23 226V227H22ZM43 226H44V224H43ZM54 226V225H53ZM69 226H68V228H69ZM109 226V225H108ZM137 226V225H136ZM173 226H176V227H174V228H172ZM182 226H185V225H182ZM222 226V227H221ZM253 226V225H252ZM256 226V225H255ZM13 227V228H12ZM15 227V228H14ZM48 227V225L46 226V228ZM118 227H119V223H118ZM138 227V226H137ZM166 227V226H165ZM181 227V226H180ZM186 227V226H185ZM224 227H228V228H224ZM230 227V228H231ZM251 226H248V228H250ZM45 228V229H46ZM65 228V229H64ZM110 228V227H109ZM108 228V229H109ZM114 228H112V226H111V229H112V231H114L115 229H117V227L114 229ZM120 228H121V226H120ZM123 228V227H122ZM135 228V229H134ZM134 228H131L132 230L134 229V230H136V227H134ZM155 228H157V230H158V227H155L154 226V229ZM203 228V229H202ZM4 229H3V231H4ZM64 229V230H63ZM110 229V230H111ZM124 229V228H123ZM123 229H122V231L119 229L118 231H119V234H118V232H117V230L116 231H114V232H117V234L118 235H116V233H115V235L117 236V237H115L114 238V240H113V238H112V236H111V243L114 245V246H116L115 244H118V242H117V240L119 241V243H121V241H120V238H122L121 236H125L126 234L128 235V233H129V237H128V239L130 238V236L131 237H133L132 239L130 238L129 239V242L126 244H124V242H123V240H122V243L121 244H124V245H129L128 247L130 248V246H133V245H136L137 246V243H136V241L140 238V234L139 235H134V233L135 234H138L139 232H138V230L139 229H141V228H138L136 231H134V233L132 232L131 234H130V229H128V227H127V230H126V228H125V230L123 231ZM141 229V230H142ZM160 229V228H159ZM162 229V228H161ZM165 229V228H164ZM166 229H167V227H166ZM165 229V230H166ZM177 229V230H176ZM181 231H180V230ZM195 229V230H194ZM219 229H221V230H219ZM223 229V230H222ZM228 229V230H227ZM42 230V229H41ZM44 230V229H43ZM47 230H49V228H47ZM102 230H103V232L105 231V230H107V227H106V229L105 228H100L99 229V234L98 235H102L101 233H103L102 232ZM128 230H129V232H128ZM131 230V231H132ZM156 230V231H157ZM218 230V231H217ZM243 230H245V229H243ZM2 231V229L0 230V232ZM33 231V232H32ZM37 231V233H35ZM112 231H109V233H111L112 235H114V233H112ZM126 231L128 232V233H126ZM140 231V230H139ZM151 231L153 232V234H151ZM168 231V230H167ZM220 231H222V232H220ZM223 231H227V232H223ZM233 231H234V233H233ZM6 231H4V233H5ZM17 232V233H18ZM32 232V233H31ZM41 233H43L42 231H40ZM45 232V231H44ZM52 232V233H53ZM66 232H68V230L66 231ZM107 231H105V233H106ZM141 232H143V231H140V233ZM145 232H143V234L145 233ZM179 232V233H178ZM182 232V233H181ZM202 232H204V233H202ZM219 232V233H218ZM237 232V233H236ZM7 233V232H6ZM7 233V234H8ZM35 233V236L34 237H36V238H34L33 236H31V239L29 240V235H32V234H34ZM40 233V235H42ZM47 233H48V231H47ZM50 233V232H49ZM48 233V234H49ZM150 233V234H149ZM157 233V232H156ZM206 233V234H205ZM224 233V234H223ZM14 234V235H13ZM19 234V233H18ZM44 234V233H43ZM124 234V235H123ZM163 234H166V233H164L163 232ZM194 234V235H193ZM197 234V235H196ZM205 235L204 236V238H203V235ZM209 234L211 235V237H210V239H209ZM223 234V236L221 237V235ZM228 234H230V235H228ZM233 234L235 235L234 237H233ZM236 234H239V235H236ZM6 234H2V236H5ZM12 235H13V237H12ZM39 235V234H38ZM51 235H53V234H51ZM55 235V234H54ZM199 235H202L201 237L199 236ZM207 235V236H206ZM217 235H220L219 237H217ZM10 236V235H9ZM45 236V235H44ZM57 236V235H56ZM55 236V237H56ZM87 236V237H86ZM86 236H85V240L87 241L88 239L91 241V239L90 238H92L93 237V239L94 238H96L95 236H93V235H90V234H86ZM90 236V237H89ZM120 236V238H118ZM136 236V237H135ZM141 236H143V235H141ZM145 236L147 237V235L145 234ZM145 236H143V237H145ZM158 236V235H157ZM165 236V235H164ZM169 236V235H168ZM194 236V237H193ZM199 236V237H198ZM227 236V237H226ZM238 236H240L239 238H238V240H237V238L236 237H238ZM253 236V235H252ZM20 237H21V235H20ZM33 237V238H32ZM64 239H63V238ZM135 237V238H134ZM137 237H139V238H137ZM143 237H141L142 239H143ZM149 237H147V238H149ZM167 237V236H166ZM172 237V238H173ZM176 237L178 238H180V240H176ZM192 237V238H191ZM206 237H208L207 238V240L205 239ZM213 237V238H212ZM233 237V239H231V238ZM47 238V240H49L50 241V239L52 238H49V237H46ZM46 238H44L45 240H46ZM126 238V236L125 237H123V239H125ZM136 238H137V240H136ZM165 237H163V239H164ZM168 238H171L170 236L168 237ZM167 238V239H168ZM178 238V239H179ZM204 239V242H201V241H203V239ZM212 238V239H211ZM223 238V239H222ZM226 238H228L227 239V241H230V243L229 242H227L226 241ZM230 238V239H229ZM236 238V239H235ZM241 238V239H240ZM254 238V237H253ZM34 239V240H33ZM36 239H38V242H37V240ZM53 239V238H52ZM109 239V240H110ZM127 239V238H126ZM167 239H166V244H167V242L169 241V239H168V241H167ZM193 239H197V241H195L194 242V244H191L192 242H193ZM202 239V240H201ZM220 239V240H219ZM6 240H7V237H6ZM23 240H24V242H23ZM44 240V241H45ZM57 240V239H56ZM114 241V243H113V241ZM147 240H152V238L151 239H147ZM147 240H146V238H145V241H144V239L143 240H139V242L141 243V241H144V242H142V243H145V245L147 246V245H149V243H151L150 241H149V243L147 242ZM157 240H158V242H157ZM198 240H200V242H198ZM218 240V241H217ZM231 240H233V241H231ZM235 240H237V241H235ZM241 241V243H239L240 241ZM0 241L3 243V241L0 239ZM4 241H5V238H4ZM33 241H34V243H33ZM39 241H41V244H43L44 243V245H41V244H38L39 243ZM48 241V242H49ZM116 241V242H115ZM128 240H126V242H127ZM130 241H131V244H130ZM134 243H133V242ZM226 241V242H225ZM235 241V242H234ZM252 242H254L253 241V239L251 240ZM7 242H9L8 240H7ZM14 242V240L12 241V243ZM18 242H17V244H18ZM29 242V243H28ZM37 242V243H36ZM65 242H67V241H65ZM163 242V241H162ZM175 242H177V243H175ZM196 242H197V244L198 243H201V244H199V246H201V247H197L198 245L196 244ZM221 244H220V243ZM224 242H225V244H224ZM234 242V243H233ZM11 243V242H10ZM10 243H8V244H10ZM11 243V244H12ZM29 245H28V244ZM35 244V245H33V244ZM141 243V244H142ZM148 243V244H147ZM164 243H165V240H164ZM205 244V245H203V244ZM208 243V244H207ZM1 244V243H0ZM7 244V245H8ZM15 244V243H14ZM30 244H31V246H32V249H33V247H35L34 249H33V251L29 248V246H30ZM54 244V245H55ZM89 243H87V245H88ZM111 244V245H112ZM227 244V245H226ZM231 244V245H230ZM255 244H256V242H255ZM4 245V244H3ZM13 245V244H12ZM21 245V246H20ZM39 245H41L40 247L41 248H37ZM47 247H46V246ZM63 245V246H62ZM90 245V244H89ZM124 245H120V246H123V248H124V251H123V249L121 250L120 249V247H119V244H118V249H120V251H123L124 253V259H123V257H122V261L124 260V264H130V262H132V259H131V261H130V257H135V255H134V253H133V250H129V248L128 247H126V246H124ZM138 245H140V244H138ZM207 245V246H206ZM217 245H219V246H217ZM223 245V246H222ZM224 245H225V247L226 248H224ZM233 245V246H232ZM257 245V244H256ZM5 246H6V244H5ZM19 246H20V248H19ZM23 246V247H24ZM37 246V247H36ZM46 248L44 251H43V253H42V255L41 256H39L40 254H38V257L42 260H40V259H36V260H34L36 257H37V255L34 253L36 250H43L44 249V247ZM114 246H112L113 248L110 250V248L111 247H109V250H110V254H112L113 253V255H114V257H116L115 259H117L118 260V262L120 263V262H122L121 261V259H120V256L122 255V253L120 254V253H117V252H119L118 251V249L117 248H114ZM135 246V247H136ZM143 246H144V244H142L141 245V247H142V249H143ZM208 246H210V247H208ZM231 246V247H230ZM255 246V245H254ZM0 247H2L1 245H0ZM28 249H27V248ZM43 247V248H42ZM52 247H53V249H52ZM61 247H63V248H61ZM67 247V246H66ZM145 247V246H144ZM149 247L151 248V249H149ZM157 248L156 250H155V248ZM208 247V248H207ZM227 247H229V248H227ZM256 247V246H255ZM127 248H128V250H127ZM154 248V249H153ZM186 248V249H185ZM210 248V249H209ZM217 248V249H216ZM234 248V249H233ZM0 249V250H1ZM29 249L31 250V251H29ZM36 249V250H35ZM168 249H171V252H172V248H170V247H168ZM209 249V250H208ZM224 249H226V250H224ZM233 249V250H232ZM238 249H240V252L241 251H243V253H247L246 255H243V253L241 252V253H239L238 255L239 256H237L236 257V253H238L239 252V250ZM20 250H22V249H20ZM42 250H41V252H42ZM48 250V251H47ZM116 250V251H115ZM126 250L128 251V254H129V252L132 254V255H134V256H130L129 257V255L127 254V252H126ZM137 250L138 251H140L139 253L141 254V255H139V254H137V252L138 251H135V253L138 255V256H142V257H144V258H142V257H136V260H134L133 259V261H134V263L135 262H137V261H140L141 259L140 258H142L143 259V261H145L144 263H143V261H140L139 262V264H150V262H151V260H152V257H153V259H158L157 261H159V260H163L161 257L159 258V256H157V254H153L152 252L150 253V252H147L146 250V247L143 249V250H145V252L146 253H148V256H146V253L144 254V252H143V255H142V253H141V250H140V247L139 248H137ZM203 250H205V251H203ZM220 250V251H219ZM229 250V251H228ZM232 250V251H231ZM254 250H256V248L254 249ZM39 251H37V252H39ZM59 251V252H58ZM155 251V252H154ZM167 251V250H166ZM200 251V252H199ZM215 251V252H214ZM231 251V252H230ZM253 251V250H252ZM0 252H2V251H0ZM28 252L30 253V254H28ZM33 252V253H32ZM45 252L46 253H50L51 252V255H49V257L48 256H44V254H45ZM60 252H61V255H60ZM64 254H63V253ZM164 252V253H163ZM191 252V253H190ZM193 252H195V253H193ZM204 253V255H202L203 253ZM211 252L213 253V254H211ZM227 252H229V253H227ZM40 253V252H39ZM59 253V254H58ZM125 253H126V258H125ZM150 253V254H149ZM166 253V254H165ZM172 253V254H173ZM193 253V254H192ZM199 253V254H198ZM208 253V254H207ZM216 253V254H215ZM218 253H220V254H218ZM5 254V253H4ZM55 254V255H54ZM100 254L101 255H104V256H100ZM130 254V255H131ZM210 254V255H209ZM218 254V255H217ZM227 254V255H226ZM233 254V255H232ZM236 254V255H235ZM248 254L250 255V256H248ZM252 254V255H251ZM8 255V254H7ZM8 255V256H9ZM20 255V256H19ZM28 255V256H27ZM57 255V256H56ZM60 255V256H59ZM127 255H128V257H127ZM150 255V256H149ZM158 255H160V254H158ZM193 255V256H192ZM195 255V256H194ZM215 255V256H214ZM220 255V257H221V259H219L220 257H218ZM229 255V256H228ZM232 255V256H231ZM8 256H4V255H2V264H12V259L14 258V256H13V258H11V257H8ZM30 256H32V258H33V256H34V262H33V260H31V261H28L30 258ZM43 256H44V258L45 259H42L43 258ZM54 256V257H53ZM55 256H56V258H55ZM61 256H63V257H61ZM99 258H100V260H102V258H105V259H103L102 260V262H104V263H102V264H107L108 262H110V263H108V264H113V263H115V260H113L114 259V257L112 258V255H109L108 256V254H103V253H99ZM155 256H157V257H155ZM175 256L176 257V259L175 260H172L173 259V257ZM184 256V257H183ZM206 258H205V257ZM209 256V257H208ZM214 256V257H213ZM223 256V257H222ZM249 257L248 259L246 258V257ZM8 257V260H6V258ZM109 257V258H108ZM146 257H148V258H146ZM163 257V256H162ZM174 257V258H175ZM217 259H216V258ZM228 257H233L232 258V260H230ZM242 257V258H241ZM1 258V257H0ZM19 258H20V260L21 261H19ZM31 258V259H32ZM51 258V259H50ZM62 258V259H61ZM107 258V259H106ZM188 258V260L186 261V259ZM193 258H195V261H193ZM200 258V259H199ZM215 258V259H214ZM237 258V259H236ZM12 261V262H9L10 260ZM22 259H24V260H22ZM52 259H54L53 261H51V262H49V260H52ZM125 259H129L128 261L127 260H125ZM198 259V260H197ZM203 259V260H202ZM224 259V260H223ZM233 259H235V260H233ZM238 259V263H240V260ZM3 260H5V261H8V262H3ZM42 262V263H37V262ZM105 260V261H104ZM148 260H150V262L148 261ZM166 259H164V262L162 261H159L160 262V264L162 263V264H165V263H167L168 264V261L166 262L165 261ZM176 260H178L177 262H176ZM200 260H202V261H200ZM212 260V261H211ZM222 260L224 261V262H222ZM18 261H19V263H18ZM62 261H65V263L64 262H62ZM108 261V262H107ZM127 261V262H126ZM130 261V262H129ZM147 261V262H146ZM189 261V262H190ZM193 261V262H192ZM205 261H207V262H205ZM221 261V262H220ZM231 261V263H229ZM243 261V262H244ZM15 262H13V264H15ZM32 262V263H31ZM49 262V263H48ZM61 262V263H60ZM117 262V264H119ZM159 262H158V264H159ZM175 262V263H174ZM242 262V263H243ZM245 262V264H247ZM44 263V264H45ZM133 262H132V264H134ZM188 263V262H187ZM190 263V264H191ZM251 264L253 263V261H251L250 262ZM249 263V264H250ZM1 264V263H0ZM69 264V263H68ZM116 264V263H115ZM121 264V263H120ZM135 264H138V262L137 263H135ZM184 264V263H183ZM186 264V263H185ZM237 264V263H236ZM254 264V263H253Z\"/></svg>",
  "mask_w": 264,
  "mask_h": 264
},
{
  "label": "built area",
  "instance_id": "3",
  "mask_svg": "<svg viewBox=\"0 0 264 264\" xmlns=\"http://www.w3.org/2000/svg\"><path fill=\"white\" fill-rule=\"evenodd\" d=\"M3 149L0 147V156H3ZM92 164L93 173L101 181L100 189H97L92 199L89 200L91 207L103 209L108 206L107 193L114 189L118 192L128 194L126 200L114 201L112 207L117 211H129L135 215L134 223L143 227H154L159 203L154 198L145 197L143 191L146 187L154 184L155 173L146 165H127L118 169L110 163L98 151H91L87 155ZM132 209L134 211H132ZM135 245L129 250H135ZM150 264H158L157 259H152Z\"/></svg>",
  "mask_w": 264,
  "mask_h": 264
}]
</instances>
